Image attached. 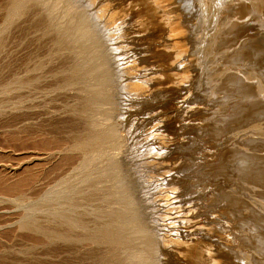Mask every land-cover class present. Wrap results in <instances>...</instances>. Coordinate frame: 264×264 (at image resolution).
Returning a JSON list of instances; mask_svg holds the SVG:
<instances>
[{
	"label": "rangeland",
	"instance_id": "rangeland-1",
	"mask_svg": "<svg viewBox=\"0 0 264 264\" xmlns=\"http://www.w3.org/2000/svg\"><path fill=\"white\" fill-rule=\"evenodd\" d=\"M78 0H48V3L50 4V3H52V2H54V3H57V2H59V4L61 3V5H59V11H63V8H65V4L64 3H66V2H68V3H72L75 7H80V9H78V11L79 12H82V11H87V12H91V11H93V10H91L92 9V7L89 9L87 6H85L83 3H84V1L85 0H79L78 2H77ZM7 3H8V0H0V26H2V24H3V26L2 27H0V35H3L2 36V38L4 39V41L2 42V46H0V54H1V52H2V54H5V50H6V54L5 55H0V69H4V68H1L3 65V67H9V69H16V68H18L19 66H22V65H20V63L22 64V62H23V64H26L27 62H26V60L28 61V57H29V55L28 54H30V53H32V54H30L32 57H33V59L35 60V61H37V62H41L42 61V63H43V65L45 64H47V65H49L48 67H47V65L45 66L46 68H51V66H52V68L51 69H49V71H51L52 70V72H55V73H52L53 74V76L55 75H57L58 73H60V77H57V76H59V74L55 77L54 76V78H53V76H51L52 74H51V72H50V74L47 76V78H45V79H42V80H40V83H38V86H39V84H40V86H39V89H42V90H44L43 92L44 93H46V91L47 92H50V93H46V94H44L41 90H38L39 92H40V96L39 95H37V93H39L38 91H37V93H34V96L36 97V98H33L34 96H32V98L34 99V100H36V102L34 103V100H33V104L35 105L34 106V111L33 112H29L30 114L32 113V121H33V119H34V122L36 123V124H38L37 122H41V121H43V123L41 122V123H39L38 125L40 126V128L42 129V131H41V129H38L39 128V126L38 125H35L34 124V122H33V124H32V122H31V124L30 125H32V127H33V125L37 128V129H35L34 127V130H38L35 134H33L31 137H28V135L24 132V134H25V137H28V138H25L24 137V135H23V126L21 125V127H20V125L18 126V130L20 131V129L22 130V133H20L19 131L17 132L16 130H17V128H7V130L6 129H1L0 128V174H4V175H6L8 178H10L11 179V181L13 182V181H16V180H18V179H20L21 177L22 178H26L27 176L29 177V176H31V175H37L36 177H39L40 175L41 176H44L43 174L44 173H49V175H48V177L51 175V176H53V177H47L46 178V181L47 182H49L50 184H51V181H52V186H53V184H55V182H59V178L58 177H60L61 175H63L62 177H60V180H62L63 178L64 179H72L73 178V176L74 175H76L78 172V170H79V172L80 171H85V169H88V171L87 172H89L90 170H92V167H93V169H95L96 167H106V166H108V167H106V169H108V173H107V170L105 171L106 173H102L103 175H104V177H105V179L103 180L104 182H105V180H106V178H107V180L109 179V178H111V179H109L108 181H106L108 184H109V186H108V184L105 182V184H103L104 182H101V184H98V188L99 187H101L102 188V190L100 189V192H104L105 191V193H101L100 194V192H99V194H98V192H97V194L99 195V197L97 196V195H95V197L93 196V197H91V198H89V200L90 201H92V200H94V201H92V202H90V201H88V203H87V201L86 202H84L85 203V207L87 206L88 208L87 209H85V213H87V215H89L88 217H86L87 215L85 214V220H86V222H87V224L89 225V227L91 226H93L94 224L96 225V223H97V221H100L98 224H103V225H106V223L108 222V220L110 219V217H112L111 216V214L113 215V216H115V215H118V217H121L122 215L124 216V214H126V215H129V216H131V214H132V216H133V214H135L136 216H138V218L140 217V222H141V227H142V232L139 234V235H137L138 237H136L135 239V241H134V244H136V245H134L133 246V248H134V250H136V249H138V250H136V251H132L131 253V256H130V254H128L127 255V257L128 258H130L131 257V259L129 260V263L130 264H137L138 262H143V261H145V260H143V259H147L146 261H147V263H146V261H145V263L143 262V264H159L160 262H161V264H187V263H189L190 262V264H197V262H199L198 264H210V261H209V250L210 249H216L218 252H217V257L215 258V262L216 263H218V264H225V258L223 257V253L225 252V250H226V248H227V243L225 242V236L229 233V232H231L232 234H233V236L235 237V238H233L234 240H233V242H232V256H233V259L236 261H234L236 264H264V206H263V203H264V134H263V130H264V50L262 49V50H258V52L257 51H252L251 52V54L249 55V57H248V59H246L245 61H243V62H241V63H231V62H229V61H226V60H222L221 58H220V56H218V57H215V58H213V57H211V51L208 49V47H209V43H211V41H210V39H209V37L207 36V35H205V33L203 32V31H201V30H199V26L198 25H195V30L193 31V34H192V41H193V48H194V51H195V55L193 56V61H194V66H196L195 68H196V70H197V68L200 70H197V73H195L196 75H197V78H199V81H198V79L196 80V83H194L193 85L195 86V84H196V86L197 85H200L199 86V88H197L196 86L195 87H193V85L190 87V88H186V87H183V86H177V88H174V87H171V86H166V87H161V86H159V82H158V79H156V77H158V75L156 74V71H149V72H147V71H145V69L147 70V65H148V61H147V55H148V51L150 50V48H149V46H144V45H142V44H135L134 42L132 43V42H128V46H129V48L127 49L128 51H127V54L129 55H125V54H123V55H121L120 54V52L119 51H115V50H113L111 47H109L108 48V50L109 49H111V51L109 52L108 50H106V52H107V62H108V67H109V70H110V73H111V77H113L114 78V81H113V78H112V87H111V92H110V94H111V100H110V102L109 103H107V104H104L103 102H101L102 103V105L101 104H99L100 105V107H98V109L96 110L97 112L99 111V113H97L95 116L97 117V119L96 118H94V119H96L97 121H99L98 122V124H99V126H101V127H96V128H94V126H92L93 124L91 123V120H89V118L91 119V117H89L91 114H93V113H91V111H89L88 112V114L86 113V112H84V111H82V109L80 110V107L82 106V102H83V100H82V102L80 103L79 102V100L81 101V97H78L77 95V93L75 92V91H73V90H70L67 86H64V84L62 83L63 81L61 80L62 79V77H63V72H64V70H65V67L67 66L66 64H67V62L65 61L66 60V53L63 51V52H61V53H59V57H58V54H56V57H55V55H53V57H51L52 55L50 54V47L52 46V43H50L51 42V35H46L45 34V32H43V31H41L40 30V26H36L35 24L37 23V20H39L40 18H42V17H44L45 16V13L44 12H38L39 14L38 15H35L34 16V14L32 15V14H30V15H28L27 17L26 16H24V17H21L20 19H17L16 20V22H14V23H12V24H10V25H6L5 24V15H6V9H7ZM80 3H81V6H80ZM64 4V5H63ZM88 4V3H87ZM83 10H82V9ZM3 9V10H2ZM31 17V18H30ZM87 17V16H86ZM32 18H35V19H32ZM85 18V17H84ZM2 19V20H1ZM3 19H4V21H3ZM22 19V20H21ZM23 19H24V21H23ZM89 18H87V20H88ZM27 20V21H26ZM29 20V21H28ZM93 19H89L88 20V22H90V23H92V25H93V23L96 21V20H93ZM31 21L33 22V23H31ZM120 21V20H119ZM16 23V24H15ZM21 23V24H20ZM119 22L117 21V24H118ZM27 24V25H26ZM13 25V26H12ZM19 25V26H18ZM24 25V26H23ZM97 25V21L94 23V26H96ZM7 26L9 27V28H11V30L13 31V32H11V30H10V34H9V28H7ZM17 27V28H16ZM21 27V28H20ZM34 27H36V28H34ZM4 28V29H3ZM20 28V29H19ZM22 28H23V30H22ZM30 28V29H29ZM33 29H36V31L35 30H33ZM197 29H198V31H197ZM2 30V31H1ZM5 30L7 31V33H5ZM17 30V31H16ZM27 30V31H26ZM39 31H41V32H39ZM196 31H197V33H196ZM199 31H201L200 33L201 34H199L198 32ZM4 32V34H2V33ZM24 32V33H23ZM27 34H26V33ZM32 33H33V35H32ZM36 33V35L34 36V34ZM100 33H102V32H100ZM6 34V35H5ZM7 34L9 35V37H7ZM24 34V35H23ZM26 34V35H25ZM40 34V35H39ZM195 34H197V36L195 35ZM199 34V35H198ZM45 35V36H44ZM99 35V33L97 34V36ZM195 35V36H194ZM29 36V38H27ZM32 36V37H31ZM37 36H39L40 38L38 39L37 38ZM44 36V37H43ZM207 36V37H206ZM261 37H264V34H262V35H260ZM12 37H13V39H12ZM14 37H16V38H14ZM42 37H43V39H42ZM195 37H197V38H195ZM21 38V39H20ZM45 38V39H44ZM95 38H96V36H95ZM201 38V39H200ZM203 38H205V39H203ZM260 38V37H259ZM8 39V40H7ZM16 39H17V41H16ZM30 39H31V41H30ZM35 39V40H34ZM203 39V40H202ZM14 42H13V41ZM19 40V41H18ZM26 40H27V42H26ZM50 40V41H49ZM209 40V42H207ZM242 40V39H241ZM21 41V42H20ZM22 41H25V42H23V44H22ZM29 41V42H28ZM34 41V42H33ZM39 41V42H38ZM40 41H41V43H40ZM48 41V42H47ZM200 41V42H199ZM7 42V43H6ZM10 42H11V44H10ZM13 42V43H12ZM31 42V43H30ZM35 42H36V44H35ZM38 42V43H37ZM44 42V43H43ZM199 42V43H198ZM204 42V45L202 44ZM18 43H19V45H18ZM48 43H50V45L48 44ZM129 43H130V45H129ZM195 43V44H194ZM4 44V45H3ZM9 44V45H8ZM35 44V45H34ZM201 45V51H200V45ZM11 45V46H10ZM16 45V46H15ZM40 45V46H39ZM42 45H47V46H42ZM208 45V46H207ZM4 46V47H3ZM203 46V47H202ZM239 46V44L235 47V46H233L234 48H237ZM8 47V48H7ZM16 47V48H15ZM19 47V48H18ZM20 47H21V49H20ZM29 47V48H28ZM31 47H33V49H31ZM41 47V48H40ZM46 47V48H45ZM140 47V48H139ZM205 47H207V48H205ZM228 48L229 49V51L230 50H232V49H234V48ZM25 48V49H24ZM37 48H39V49H37ZM222 48V47H221ZM3 49V50H2ZM5 49V50H4ZM14 51H13V50ZM17 49H20V50H17ZM22 49H24V50H22ZM29 49V50H28ZM37 49V50H36ZM42 49V50H41ZM129 49H130V51H129ZM144 49V50H143ZM227 49V48H226ZM225 48H222V49H220L218 52L219 53H217L216 54V56L217 55H220V53L222 54V52H224L225 50H226ZM15 50H17V51H15ZM28 50V52H30V53H28V52H26ZM36 50V51H35ZM39 50H41L42 52H43V54H42V52H40ZM49 50V51H48ZM142 50V51H141ZM224 50V51H223ZM4 51V52H3ZM9 51H11V52H9ZM140 51V52H139ZM221 51V52H220ZM15 52V53H14ZM16 52H18L19 53V55L16 53ZM14 53V54H13ZM22 53V54H21ZM23 53H25V54H23ZM45 53V54H44ZM49 53V54H48ZM63 53H65V54H63ZM115 53L117 54V55H115ZM122 53V52H121ZM144 53V54H143ZM10 54V55H9ZM13 54V55H12ZM16 54V56H14ZM37 54V55H36ZM39 54V55H38ZM48 56H47V55ZM211 54V55H210ZM6 55H8V56H6ZM26 55V56H25ZM46 56V58L48 57L49 59L47 60V59H45V61H44V59H43V57H45ZM60 55H61V57L62 58H60ZM114 55V56H113ZM120 55V56H119ZM200 55V56H199ZM206 55V56H205ZM4 56H6L5 57V59L3 58ZM11 56V59L9 58ZM21 58H20V57ZM28 56V57H27ZM34 56H36V57H34ZM37 56H39V57H41V58H39V57H37ZM137 56V57H136ZM203 56V57H202ZM55 57V58H54ZM65 57V58H64ZM115 59H114V58ZM137 59H136V58ZM140 59H139V58ZM200 57V58H199ZM6 58H8V59H6ZM24 58V59H23ZM26 58V59H25ZM36 58H38V59H36ZM54 58V59H53ZM58 58H60L61 59V61H60V59L58 60ZM128 58V59H127ZM145 59V61H144V59ZM202 58V59H201ZM218 58H219V60H218ZM18 59H20V60H18ZM23 59V60H22ZM39 59H41V60H39ZM56 59H57V61H56ZM197 59V60H196ZM200 59V60H199ZM209 59H211V60H209ZM215 59V60H214ZM7 60V61H6ZM11 60H12V62H11ZM16 60V61H15ZM39 60V61H38ZM53 60V62L55 63H53V62H51ZM55 60V61H54ZM120 60V61H119ZM137 60V61H136ZM139 60V61H138ZM218 60V61H217ZM22 61V62H21ZM26 63H25V62ZM49 61V62H48ZM64 63H63V62ZM116 61V62H115ZM118 61V62H117ZM201 61V62H200ZM204 61V62H203ZM211 61V62H210ZM213 61H214V63H213ZM7 62H10V63H7ZM19 62V63H18ZM39 62V63H40ZM47 62V63H46ZM57 62V63H56ZM112 62V63H111ZM113 62H115V63H113ZM140 62V63H139ZM13 63V64H12ZM18 63V64H17ZM51 65H50V64ZM66 63V64H65ZM134 63L136 64L135 66H137L138 65V67H134V69H136V68H138V69H141L142 67V69L141 70H144V73H143V77H135V78H132V76L129 74V73H132V72H130V71H132L131 69L130 70H128V68H131V66L132 65H134ZM208 65H207V64ZM217 63V64H216ZM218 63H219V67H218ZM10 64V65H9ZM12 64V65H11ZM116 64V65H115ZM123 64L125 65V66H123ZM139 64H140V67H139ZM198 64V65H197ZM205 64V65H204ZM212 64V65H211ZM222 64V65H221ZM224 64V65H223ZM227 64V65H226ZM245 64V65H244ZM9 65V66H8ZM14 65V66H13ZM63 65L65 66V67H63ZM200 65H202V66H200ZM229 65V67H226V66H228ZM232 65H235V67H233ZM14 68H13V67ZM16 66H18V67H16ZM62 66V67H61ZM115 66H117L116 68H115ZM206 66V67H205ZM208 66H210V67H208ZM214 66V67H213ZM215 66L216 67H218V68H215ZM223 66H225L224 68H223ZM231 66V67H230ZM238 66H240L239 68H238ZM11 67V68H10ZM58 67H61V68H59L58 69ZM119 67V68H118ZM209 69H208V68ZM54 68V69H53ZM56 68V69H55ZM118 68V69H117ZM229 69L228 71L229 72H231V73H233L234 72V74H239L238 76H241V78H244V74H243V72H241V71H245V72H250V74H252V71H254L253 73L255 74H252L254 77H255V79L252 81V88L250 89V91L248 92V93H246L245 95L243 94H238V97H240L241 96V98H239L238 99V97L236 96V94H232V93H230V92H227L226 90H222L221 92L220 91H217V92H215L214 91V93L216 94V96H214L215 94L214 93H212L211 91H212V81H210V78L211 77H213V76H215V75H218L217 73H221V72H223V71H225V69ZM241 68V69H240ZM6 69V68H5ZM8 69V68H7ZM60 69H64L63 70V72H61L60 71ZM203 69L206 71V72H204L203 71ZM214 69L215 70H217L215 73L216 74H214L213 76H209L210 75V72H212V71H214ZM243 69V70H242ZM247 69V70H246ZM57 72H56V71ZM231 70V71H230ZM238 72H237V71ZM241 70V71H240ZM251 70V71H250ZM1 71V70H0ZM117 71V72H116ZM127 71V72H126ZM129 71V72H128ZM261 71V72H260ZM154 72V73H153ZM203 72H204V75H203ZM230 73V74H231ZM114 74H116V77L118 78H116L115 77V75ZM242 74V75H241ZM258 76H257V75ZM261 75V76H260ZM51 78H50V77ZM119 76V77H118ZM202 76H204L203 77V79L204 80H202ZM49 77V78H48ZM151 77H153V78H151ZM207 77H208V79H207ZM262 77H263V79H262ZM57 80H56V79ZM60 78V79H59ZM116 78V79H115ZM201 78V79H200ZM206 78V79H205ZM225 78V77H224ZM257 78V79H256ZM48 79V80H47ZM54 79L57 81H54ZM44 80V81H43ZM45 80H47L46 81V83H44L45 82ZM128 80H129V82H131V83H134L133 85H136L137 84V86H139L140 85V87L142 86V88L143 87H145L148 91H150L149 93H147V95H145V96H136V95H134L130 90H127V89H124L123 88V85L125 84V83H127L128 82ZM51 81V82H50ZM52 81H53V83H52ZM115 81H117V82H115ZM143 82V84H145V85H143L142 84V82ZM144 81H145V83H144ZM203 81H205V82H209V83H207V84H205V82H203ZM44 84V86L42 85V83ZM58 82H61V83H58ZM121 82V83H120ZM125 82V83H124ZM139 84H138V83ZM254 82V83H253ZM256 82V83H255ZM260 84H259V83ZM50 83H51V85H52V87H53V90H52V88H51V85H50ZM55 83V84H54ZM147 83V84H146ZM202 83V84H201ZM46 84V85H45ZM60 84V85H59ZM149 84V85H148ZM204 84V85H203ZM208 84H209V86H208ZM257 84H259L258 85V87H257ZM50 85V87H48ZM53 85H55V86H53ZM59 85V86H58ZM119 85V86H118ZM121 85V86H120ZM202 85V86H201ZM211 85V86H210ZM261 85V87H259ZM61 86V87H60ZM205 86H207V88L205 87ZM255 86V87H254ZM56 87V88H55ZM63 87H66V88H63ZM204 87V88H203ZM47 90H46V89ZM58 88V89H57ZM60 88V89H59ZM62 88V89H61ZM68 88V89H67ZM182 88V89H181ZM197 88V89H196ZM209 88H211V89H209ZM258 88V89H257ZM262 89V91L263 92H260L259 91V89ZM54 89H57V90H54ZM66 89H67V91H66ZM114 89V90H113ZM154 89V90H153ZM190 89V90H189ZM194 89V90H193ZM195 89L198 91H196L195 92ZM202 89V90H201ZM206 89H207V91H206ZM46 90V91H45ZM49 90H52V91H49ZM58 90H63V91H61V92H63V93H61V92H59ZM181 90V91H180ZM186 90V91H185ZM209 90H211V91H209ZM53 91H55V92H53ZM66 91V92H65ZM71 91V92H70ZM114 91V92H113ZM160 93H159V92ZM163 91V92H162ZM175 91V92H174ZM178 91V92H177ZM180 91V92H179ZM184 91V92H183ZM202 91H204V92H206L205 94L202 92ZM209 91V92H208ZM53 92V94H52V96H51V93ZM69 92V93H68ZM118 94H117V93ZM155 92H157V93H155ZM167 92H169L168 94H167ZM172 94H171V93ZM195 94H194V93ZM55 93V94H54ZM59 93H61V98H59L60 97V94ZM69 95H68V94ZM72 93V94H71ZM162 93V94H161ZM164 93H165V95H164ZM194 95H193V94ZM198 93L200 94L199 95V97H197L198 96ZM203 93V94H202ZM258 93H259V95H258ZM67 96H65V95ZM74 94H75V96H77V97H75L74 96ZM120 94V95H119ZM160 94V95H159ZM178 94V95H177ZM183 94H185V95H183ZM202 94V95H201ZM219 94V95H218ZM224 94V95H223ZM230 94V95H229ZM257 94V95H256ZM44 95V96H43ZM55 95H58V96H56V98L55 99H57V101L59 102H55V99H54V96ZM63 95H64V97L66 98V100H65V98H63ZM70 95H72V99H71V96ZM126 95V96H125ZM163 95V97H161ZM178 97H177V96ZM180 95H182V96H180ZM196 95V96H195ZM207 95H209V96H207ZM221 95V96H220ZM225 95H228V96H225ZM263 95V96H262ZM69 96V97H68ZM73 96H74V98H73ZM119 97V99H117L118 97ZM153 98H152V97ZM167 96V98H165ZM206 96V97H205ZM234 96H236V97H234ZM259 96V97H258ZM38 97H40L39 99H37ZM41 97H44V98H41ZM46 97H48V98H46ZM49 97H51V98H49ZM53 97V98H52ZM146 97V98H145ZM151 97V98H150ZM174 97V98H173ZM191 97V98H190ZM194 97H196L197 98V100H195L196 98H194ZM200 97H202V98H200ZM222 97V98H221ZM230 97V98H229ZM234 97V98H233ZM262 97H263V99H262ZM45 98H46V101L45 102H47V106L43 103V105H40V104H42V102L41 101H44L45 100ZM63 98V99H62ZM68 98H70V100L68 99ZM80 98V99H79ZM114 98V99H113ZM142 98H144V99H142ZM149 98V99H148ZM177 98V99H176ZM200 98V99H199ZM205 98V99H204ZM212 98V99H211ZM214 98H216V99H214ZM225 98H227V99H225ZM233 98V99H232ZM236 98V99H235ZM0 102L4 99L3 98V96L0 94ZM59 99V100H58ZM69 101H68V100ZM76 99L78 100V101H76ZM116 99V100H115ZM125 99V100H124ZM134 99V100H133ZM136 99V100H135ZM139 99V100H138ZM148 99V100H147ZM163 101H162V100ZM166 101H165V100ZM181 99V100H180ZM193 99V100H192ZM223 99H225L224 101H223ZM235 99V100H234ZM241 99V100H240ZM40 100V101H39ZM52 101L51 102V104H49L50 103V101ZM54 100V101H53ZM62 100V101H61ZM66 102H65V101ZM72 100V101H71ZM74 100V101H73ZM192 100V101H191ZM202 100V101H201ZM204 100V101H203ZM211 100H212V102H211ZM215 100V101H214ZM227 100V101H226ZM64 101V102H63ZM120 101V102H119ZM128 101V102H127ZM130 101V102H129ZM189 101H191V102H189ZM196 101H197V103H196ZM201 103H200V102ZM206 101V102H205ZM210 103H209V102ZM226 101V102H225ZM232 101V102H231ZM237 101H239V102H237ZM39 102H41V103H39ZM60 102H61V104H60ZM71 103V102H73V104L72 105H74V104H76L77 102L80 104H76L77 105V107L75 106V108L76 109H74V106H72V105H70V104H68V103ZM117 102V103H116ZM132 102V103H131ZM149 102L154 106H152L151 104V106L149 107V106H147L148 104H149ZM154 102H155V104H154ZM165 102V103H164ZM185 102V103H184ZM187 102V103H186ZM191 104V106H190V104ZM193 102V103H192ZM204 104H203V103ZM214 102L216 103V104H214ZM220 102V103H219ZM227 102H228V104H227ZM235 102V103H234ZM240 102H242V103H244V102H249V103H251V102H260V112L258 113V114H254V113H251V110H249V109H245L243 112H241V113H239V114H237L236 115V112H234V108L237 106V104L238 103H240ZM58 103V105L60 104V105H65L66 103V105H67V108H66V106H64L65 108H66V110H64L65 108H63V106H57L56 104ZM63 103V104H62ZM137 103V104H136ZM143 103V104H142ZM160 103V104H159ZM164 105H163V104ZM213 103V104H212ZM224 103V104H223ZM226 103V104H225ZM233 103V104H232ZM53 104V105H52ZM110 104V105H109ZM120 104V105H119ZM128 104V105H127ZM135 104V105H134ZM138 104H139V107H137L138 106ZM144 104H146V107L144 106ZM187 104V105H186ZM189 104V105H188ZM205 104H207L206 106H205ZM234 104H235V106H234ZM45 105V106H44ZM56 105V106H55ZM103 105L105 106V105H107L109 108H106V109H103V108H105V107H107V106H105V107H103ZM141 105V106H140ZM183 105V106H182ZM221 105V108L219 107ZM223 105V106H222ZM230 107H229V106ZM43 106V107H42ZM50 106H52V107H50ZM54 106H55V108H54ZM68 106H70L69 108H68ZM72 106V107H71ZM110 106H111V108H110ZM119 106V107H118ZM144 106V107H143ZM210 108H209V107ZM212 106V107H211ZM47 107V108H46ZM59 107V108H58ZM142 107V108H141ZM149 107V108H148ZM215 107V108H214ZM217 107H219V108H217ZM229 107V108H228ZM234 107V108H233ZM37 108V109H36ZM39 108V109H38ZM50 108V109H49ZM52 108V109H51ZM62 108H63V110H62ZM77 108H79V112L80 113H78V112H76V111H78V109ZM102 108V110H99V109H101ZM146 108V109H145ZM156 108V109H155ZM213 109L212 111L210 110V112H208L209 111V109ZM44 109V110H43ZM47 109H49V111H50V113H49V111L47 110ZM57 109V110H56ZM145 111H144V110ZM161 109V110H160ZM176 109V111H174ZM178 109V110H177ZM199 109V110H198ZM201 109V110H200ZM229 109V110H228ZM11 110V109H7V111L5 112L6 114L7 113H9V114H7V116L5 115V116H1V114H0V125H1V123H3L6 119H8V117H11L10 115L12 114L13 115V113H14V115H15V112L16 113H18L16 110H11L10 112L9 111ZM36 110V111H35ZM39 110H41V111H39ZM43 110V111H42ZM47 110V111H46ZM52 110H55V111H52ZM59 110V111H58ZM72 110H74V112L72 111ZM120 110H121V112H120ZM136 110V111H135ZM140 110V111H139ZM60 112V113H58V112ZM67 111H69V112H67ZM72 113H71V112ZM106 112V113H104V112ZM109 111V112H108ZM111 111V112H110ZM138 111V112H137ZM152 111V112H151ZM160 111V112H159ZM192 111V112H191ZM207 111V112H206ZM219 111V112H218ZM227 111H229V112H227ZM35 112V113H34ZM45 112H48L46 115L44 114ZM55 112V113H54ZM65 114H64V113ZM81 112H82V114H81ZM119 112V113H118ZM126 112V113H125ZM148 112H150V114L148 113ZM175 112H177V114L175 113ZM196 112V113H195ZM198 112H200L199 114H198ZM233 112V113H232ZM261 112H262V114H261ZM34 113V114H33ZM37 113V114H36ZM40 113H42V115L40 114ZM52 113H54V114H56V115H51ZM58 113V114H57ZM64 114V118H63V116H61V115H63ZM67 113V114H66ZM78 113V114H77ZM102 113H103V115H102ZM113 113V114H112ZM173 113V114H172ZM193 113V114H192ZM203 113V114H202ZM36 114V115H35ZM39 114V115H38ZM44 114V115H43ZM68 114H70V115H74V114H77V115H74V116H69ZM81 114V115H80ZM84 114V115H83ZM85 114L87 115V117H85ZM90 114V115H89ZM104 114H105V116H104ZM109 114H111V115H109ZM122 114V115H121ZM135 114V115H134ZM189 114V115H188ZM202 114V115H201ZM222 114V115H221ZM226 114V115H225ZM230 114V115H229ZM9 115V116H8ZM13 115V116H14ZM49 115H51V116H53L52 117V119H50L51 118V116H49ZM119 115V116H118ZM162 115V116H161ZM170 115H173V116H170ZM198 115V116H197ZM200 115V116H199ZM204 115V116H203ZM205 115H206V117H205ZM210 117H208V116ZM213 115H215V116H213ZM218 115H220V116H218ZM35 116H36V118H35ZM39 116V117H38ZM45 116V117H44ZM47 116V117H46ZM62 118H61V117ZM68 116V117H67ZM76 116H77V118H79V122L77 121V118H76ZM82 116H84V117H82ZM94 116V117H95ZM99 116V117H98ZM100 116H101V118H100ZM116 116V117H115ZM169 116V117H168ZM196 118H195V117ZM203 116V117H202ZM223 116V117H222ZM262 116V117H261ZM47 118L46 120L44 119V118ZM56 117H58V118H56ZM70 117V118H69ZM81 117H82V119H81ZM89 117V118H88ZM111 117V118H110ZM121 118V121H120V118ZM128 117V118H127ZM131 117V118H130ZM160 117V118H159ZM162 117V118H161ZM163 117H164V119H163ZM192 118V120H191V118ZM200 117H202V118H200ZM216 117V118H215ZM222 117V118H221ZM233 117V118H232ZM61 118V119H60ZM68 118V119H67ZM72 118V119H71ZM74 118V119H73ZM87 119V120H85V119ZM103 118V119H102ZM107 118H109L110 119V123H109V119H107ZM148 118H149V120H148ZM190 118V119H189ZM198 118V119H197ZM205 118V119H204ZM229 118V119H228ZM231 118V119H230ZM35 119L37 120V122L35 121ZM39 119H42V120H39ZM57 119H59V121H57ZM85 120V122H84V120ZM93 119V120H94ZM126 119H127V121H129V123L126 121ZM154 119V120H153ZM179 119H180V121H179ZM189 119V120H188ZM204 119V120H203ZM207 119V120H206ZM258 119V120H257ZM52 120V121H51ZM67 122H66V121ZM103 120H105V122L103 121ZM115 120V121H114ZM117 120H119L118 122H120V123H118L117 122ZM174 120V121H173ZM209 120V121H208ZM213 120V121H212ZM223 120V121H222ZM224 120H226V121H224ZM46 121V122H45ZM48 121V122H47ZM57 121V122H56ZM61 121V122H60ZM71 121H72V123H71ZM73 121H75V122H73ZM87 121L90 123H87ZM101 121V122H100ZM111 121H112V123H111ZM149 121V122H148ZM151 121V122H150ZM157 121V122H156ZM160 123H159V122ZM186 121V122H185ZM191 121V122H190ZM194 121H195V123H194ZM203 121V122H202ZM214 121H216V122H214ZM221 121V122H220ZM254 121V122H253ZM262 121V122H261ZM49 122H51V124H52V126H54V125H56V126H54L53 128L51 127V124L49 123ZM60 124H59V123ZM63 122H64V125H63ZM79 123V124H77V123ZM82 122V123H81ZM126 122V123H125ZM147 124H146V123ZM182 122V123H181ZM190 122V123H189ZM257 122H258V124H257ZM26 123H28V121L26 122ZM46 123V124H45ZM47 123H49L48 125H47ZM58 123V124H57ZM62 123V124H61ZM100 123H101V125H100ZM108 123H109V126H111L112 125V127L111 128H113V129H116V131H117V129H118V132H117V135L119 136V134H120V137H118L117 135H116V139H117V141H118V143H120V144H122V145H120V144H117L114 148H112L111 150H114V149H116L117 151H120V152H117L116 150L115 151H112L111 153H110V155H112V153L114 152V154L111 156L112 158H110V155H109V157H108V154H109V152H107L108 154H104L105 156H102V155H100V157H99V155H96V156H98L97 158H96V156L95 155H92L91 154V157H90V154L88 155V154H86V157H85V154L83 153V152H81V151H85V150H80V148H78L77 147V144H79V143H81V144H79L78 146L79 147H82L83 148V144L82 143H84V141H86L88 138V135H89V137H90V135H93L97 130H99V128H100V130H103V128L105 129L106 127H109L108 126ZM115 123H116V125H115ZM122 123H124V125L125 126H123V124ZM144 123V124H143ZM159 123V124H158ZM163 123V124H162ZM205 123H206V125H205ZM213 123V124H212ZM42 124H43V126H42ZM86 124V125H85ZM88 124V125H87ZM120 124V125H119ZM138 124V125H137ZM152 124V125H151ZM167 124V125H166ZM195 124V125H194ZM252 124H253V126L254 125H257V126H254V131H252V129H251V127H252ZM262 124V126H260V125ZM61 126V127H59V126ZM70 125V126H69ZM74 125V126H73ZM75 125H76V128H74L75 127ZM83 125V126H82ZM84 125L86 126V127H84ZM89 125H90V127H89ZM127 125V126H126ZM213 125H215V126H213ZM237 125V126H236ZM259 125V126H258ZM25 126H27V125H25ZM42 126V127H41ZM46 126H48V127H46ZM63 126V127H62ZM65 126V127H64ZM69 126V127H68ZM105 126V127H104ZM146 126V127H145ZM149 126V127H148ZM154 126V127H153ZM167 126V127H166ZM184 127V128H180V127ZM187 126V127H186ZM192 126H194L193 128L195 129V131L197 132H199L200 134L198 135V132L196 133V132H193L194 131V129L192 128ZM200 126L202 127V128H200ZM205 126H207V127H205ZM211 126V127H210ZM234 126V127H233ZM52 128L54 131H56V133L57 132H59L60 131V133H62L63 131V135L61 136V134L60 133H57V136H55L54 137V135L56 134V133H53L52 131V129H50V128ZM81 127H84V128H81ZM89 127V128H88ZM135 129H134V128ZM141 127V128H140ZM145 127V128H144ZM204 127V128H203ZM248 127H250V129L251 130H249L248 131ZM256 127V128H255ZM263 127V128H262ZM49 128V129H48ZM66 128V129H65ZM69 128H70V130L72 131V132H70V134H69ZM78 128H79V130H78ZM85 128H88V129H90V131L88 130V129H85ZM92 128H94L93 130H92ZM128 128V129H127ZM140 128V129H139ZM185 128H189V129H191L189 132L191 133V135H189L190 133L188 132V130L186 129V131H184V129ZM245 128H248V129H246L245 130ZM44 129H47V130H44ZM56 129H59V130H56ZM63 129V131H61ZM75 129V130H74ZM122 129V130H121ZM159 129V130H158ZM175 129V130H174ZM177 129V130H176ZM182 129V130H181ZM197 129V130H196ZM241 129V130H240ZM256 129H258V130H256ZM261 129V130H260ZM14 130L16 131V133H18L17 135H19V136H17V138H15L16 137V135H15V133H14ZM67 130H69V131H67ZM77 130V131H76ZM85 132H84V131ZM87 130V131H86ZM137 130V131H136ZM159 132H158V131ZM162 130V131H161ZM200 130V131H199ZM229 130V131H228ZM243 130H245V131H248V132H246L245 133V131H243ZM256 130V131H255ZM46 131V133L44 134V132ZM49 131H51V132H49ZM65 131H67V132H65ZM84 133H83V132ZM133 131V132H132ZM142 131V132H141ZM156 131V132H155ZM175 131V132H174ZM187 132V133H184V132ZM241 131H243V132H241ZM258 131V132H257ZM39 132H40V134H39ZM47 132H49V133H47ZM74 132H76V133H78V134H76V133H74ZM88 132V133H87ZM259 132H261V136L259 135L260 133ZM43 134V136H44V141L42 140L43 139V137L41 136V138H39L40 137V135H42ZM67 133V134H66ZM84 135L83 137L80 135ZM85 133H87V134H85ZM91 133V134H90ZM132 133V134H131ZM141 133V134H140ZM152 133V134H151ZM179 133V134H178ZM182 133H183V135H182ZM229 133V134H228ZM234 133V134H233ZM239 133V134H238ZM243 133V134H242ZM22 134V135H21ZM38 134V136H36ZM47 134V135H46ZM48 134H49V136H48ZM53 136H52V135ZM74 134H76L77 136H76V138H74L73 137V135ZM185 134H186V136H185ZM232 134V135H231ZM236 134V135H235ZM238 134V135H237ZM248 134L250 135L249 137H247L248 136ZM253 134V135H252ZM65 135H68V136H71V137H68V136H66V137H68L66 140H67V143H66V141H65V138L66 137H64ZM195 135H197L196 137H194ZM200 135H201V137H200ZM204 135V136H203ZM225 137H224V136ZM228 135V136H227ZM244 135H246V136H244ZM258 136V138L256 137V136ZM52 136V137H51ZM58 136H60L59 138H58ZM81 136V137H80ZM123 136V137H122ZM133 136V137H132ZM139 138H138V137ZM231 136V137H230ZM238 138H237V137ZM242 136V137H241ZM252 136H253V138H252ZM21 137V139H23V140H19V138ZM34 137V139L33 140H31L32 138ZM38 137V138H37ZM45 137H47V138H45ZM54 137V138H53ZM57 137V138H56ZM61 137H62V139H61ZM75 139V143H74V139ZM79 137L81 138V139H79ZM128 137V138H127ZM131 138V140H130V138ZM177 137V138H176ZM179 137V138H178ZM199 137V138H198ZM208 137V138H207ZM229 137H230V139H229ZM236 137V139H234V138ZM240 137H241V139H240ZM247 137V138H246ZM14 138V139H13ZM25 138V139H24ZM70 138H71V142H70ZM175 138V139H174ZM187 138V139H186ZM192 138V139H191ZM17 139V140H16ZM26 139L27 140H31L30 142H32V141H34L35 139H37V141L35 140L34 142H32V143H34V146H33V150L31 149V150H29V151H27L26 150V152H25V150H23L22 148H20V150H22V151H19V149H18V145H19V147H22L21 145H22V143H24V142H26ZM48 141H50L51 143L53 142V141H55V142H53V145L50 143V142H48ZM50 139V140H49ZM54 139V140H53ZM56 139V140H55ZM57 139H60V140H57ZM63 139H64V141H63ZM78 139V140H77ZM82 139H84V141L82 140ZM126 139V140H125ZM129 141H128V140ZM135 141H134V140ZM161 139V140H160ZM188 139H189V141H188ZM191 139V140H190ZM197 139V140H196ZM210 140V141H207V140ZM223 139V140H222ZM232 139V140H231ZM254 141H253V140ZM258 139V140H257ZM261 139V140H260ZM19 140V141H18ZM41 140V141H40ZM53 140V141H52ZM82 140V141H81ZM121 140V141H120ZM181 140V141H180ZM194 140V141H193ZM201 142H200V141ZM234 140V141H233ZM260 140V141H259ZM15 141H18L17 143L15 142ZM20 141H23V142H20ZM40 141V142H39ZM80 141V142H79ZM216 141V142H215ZM222 141V142H221ZM224 141V142H223ZM236 141V142H235ZM20 142V143H19ZM29 141H27V143H30ZM45 142L47 143L48 142V144H45ZM60 142L61 143H63L64 142V144H60ZM70 142V143H69ZM129 142V143H128ZM135 142V143H134ZM149 142V143H148ZM151 142V143H150ZM161 142V143H160ZM182 142V143H181ZM193 142V143H192ZM195 142H197V144H195ZM218 142H220V143H218ZM231 143V144H228V143ZM245 142V143H244ZM35 143H36V145H35ZM41 143V144H40ZM60 144V145H58V144ZM65 143L67 144L66 146H65ZM77 143V144H76ZM129 145H127V144ZM179 143V144H178ZM181 143V144H180ZM185 143L187 144V145H185ZM192 145H190V144ZM202 143V144H201ZM204 143V144H203ZM222 143V144H221ZM16 144V145H15ZM44 144H45V147H43L44 146ZM51 144V145H50ZM57 144V145H56ZM73 144V145H72ZM75 144H76V147H74L75 146ZM149 144V145H148ZM152 144V145H151ZM165 146H164V145ZM172 144H174V146L172 145ZM188 144L190 145V148L188 149ZM205 144H208L207 146L205 145ZM209 144H210V146H209ZM211 144H212V146H211ZM216 144H218L219 145V147H218V145H216ZM221 144V145H220ZM235 144V145H234ZM253 144V145H252ZM43 145V146H42ZM47 145H48V147H47ZM49 145H50V148H49ZM61 145L63 146V148H61ZM82 145V146H81ZM118 145H120V146H118ZM144 145V146H143ZM196 145V146H195ZM198 145V146H197ZM203 145V146H202ZM228 145V146H227ZM17 147V149L16 148H14V147ZM36 146H40V149H39V147H36ZM58 146V147H57ZM68 146V147H67ZM70 146H72V147H70ZM123 146V147H122ZM186 146H188V147H186ZM204 146H205V148H204ZM227 146V147H226ZM237 146H238V148H237ZM43 147V149H41ZM46 147L48 148V149H46ZM116 147H118V148H116ZM122 147V148H121ZM129 147V148H128ZM163 147V148H162ZM180 147H182V148H180ZM192 147V148H191ZM196 147V149H194ZM199 147V150L197 149ZM203 147V148H202ZM232 147V148H231ZM52 148V149H51ZM67 150H66V149ZM69 148V149H68ZM71 148H72V150L74 151L75 150V152H73L72 150H71ZM75 148V149H74ZM81 148V149H82ZM127 148V149H126ZM185 148V149H184ZM200 148H202V149H200ZM246 150V154H248V155H259V156H261V157H263V158H261L260 160H255V159H252V158H249V157H243V158H240V157H232L233 155L232 154H227V150H229V149H233V150H235V151H239V152H242L244 149ZM247 148V149H246ZM252 148V149H251ZM260 148V149H259ZM34 149H35V151H34ZM49 149H51V150H49ZM55 149V150H54ZM60 149V150H59ZM63 151H62V150ZM131 149V150H130ZM141 149V150H140ZM165 149V150H164ZM174 149V150H173ZM177 149H178V151L180 150H183L182 152H180L179 151V154H177L178 152H176L177 151ZM187 149V150H186ZM191 149L193 150V151H191ZM208 149H209V151H208ZM219 149V150H218ZM222 149V150H221ZM18 150V151H17ZM36 150H39V151H36ZM41 150H42V152H41ZM54 150V151H53ZM57 150V151H56ZM69 150V151H68ZM71 150V151H70ZM77 150V151H76ZM80 150V151H79ZM110 150V151H111ZM126 150V151H125ZM168 150V151H167ZM171 150V151H170ZM176 150V151H175ZM186 150V151H185ZM188 150H190L189 152H188ZM202 150V151H201ZM205 151V153H204V151ZM217 152H215V151ZM44 151H46V153L44 152ZM53 151V152H52ZM60 151H61V153H60ZM65 151V152H64ZM170 151V152H169ZM173 151V152H172ZM248 151V152H247ZM250 151H252V152H250ZM19 152V153H18ZM22 152V153H21ZM28 152V153H27ZM34 152V153H33ZM38 152V153H37ZM56 152H58L59 154H56L55 155V153ZM130 154H129V153ZM191 152V153H190ZM208 152V153H207ZM41 154V156H40V154ZM44 153V154H43ZM48 153V155H45V154H47ZM51 153L53 154V155H55V156H52L51 155ZM75 153V154H74ZM77 153V154H76ZM83 153V154H82ZM117 153L118 154H120V155H117ZM172 153V154H171ZM175 155H174V154ZM183 153V154H182ZM186 153V154H185ZM199 153V154H198ZM202 153V154H201ZM206 153H207V155H206ZM242 153H245V151H243ZM251 153V154H250ZM255 153V154H254ZM17 154H18V156H17ZM23 156H22V155ZM26 154V155H25ZM33 154V155H32ZM63 154H65L64 156H63ZM70 154H72L71 156H69ZM81 154V156H79ZM125 154V155H124ZM132 154V155H131ZM168 156H167V155ZM171 154V155H170ZM181 154V155H180ZM185 154V157H181V156H183ZM190 156H189V155ZM191 154H193L194 155V159L195 160H197V161H195L194 159H192V155ZM197 154V155H196ZM214 154V155H213ZM28 155V156H27ZM30 155V156H29ZM37 155V156H36ZM57 155H62L61 157L62 158H68L69 157V159H64V160H62V158L60 157V156H57ZM116 155V157H114ZM131 155V156H130ZM178 155V156H177ZM202 155V156H201ZM213 155V156H212ZM215 155H216V157H215ZM225 155V156H224ZM25 156V157H24ZM27 156V157H26ZM33 156V157H32ZM45 156V157H44ZM47 156V157H46ZM51 158H50V157ZM76 156V157H75ZM85 157V158H83V157ZM94 156V157H93ZM117 156H118V158H119V160L120 161H118V158H117ZM129 156V157H128ZM167 156V157H166ZM173 156V157H172ZM187 156V157H186ZM199 156V157H198ZM18 157V158H17ZM22 157V158H21ZM28 157H31V158H28ZM38 157V158H37ZM42 157H43V159H42ZM57 157V158H56ZM80 157V158H79ZM89 157V158H88ZM93 157V159H91ZM104 157V158H103ZM128 157V158H127ZM168 157H169V159H168ZM178 157H179V159H178ZM191 157V158H190ZM213 157H215V158H213ZM225 157V158H224ZM21 158V159H20ZM25 158H27V159H25ZM35 158V159H34ZM40 158V159H39ZM45 158V159H44ZM48 158V159H47ZM54 158V159H53ZM55 158H56V160H55ZM58 158H61L60 160H61V163H63V164H60L59 163V165H58V162L57 161H59L60 162V160H58ZM76 158V161L74 160ZM79 158V159H78ZM83 158V161H81L80 162V160ZM91 161V163H90V161L88 160V159ZM98 158H99V160L100 161H95V159L96 160H98ZM100 158H103V159H105V160H102L101 161V159ZM109 158V159H108ZM115 158V159H114ZM171 158V159H170ZM176 158V159H175ZM181 158V159H180ZM182 158H183V160H182ZM185 158V159H184ZM189 158V159H188ZM201 158V159H200ZM206 158V159H205ZM212 158V160H210ZM244 158H246V159H244ZM19 161V162H17V160ZM22 159H25V161L23 160V162H24V164H22ZM30 159H32V160H30ZM52 160V163H51V160ZM71 159V160H70ZM112 159V160H111ZM146 159V160H145ZM166 161H165V160ZM167 159H168V161H167ZM188 159V160H187ZM190 159H192V160H190ZM203 159V161H201ZM208 159V160H207ZM235 159V160H234ZM40 160V161H39ZM44 160V161H43ZM46 160V161H45ZM49 160H50V162H49ZM55 160V161H54ZM74 162H73V161ZM79 160V161H78ZM93 160V161H92ZM106 160H109V161H111L110 163H109V161L107 162ZM114 160H116V161H114ZM140 160V161H139ZM176 162H175V161ZM194 160V161H193ZM205 160H207V161H205ZM210 160V161H209ZM244 160L246 161V162H244ZM248 160V161H247ZM28 161H29V163H30V161H31V163L29 164L28 163ZM41 161H43V162H45V164L47 165V167H46V165L43 163V162H41ZM54 161V162H53ZM69 161V163H67ZM72 161V162H71ZM88 161H89V163H88ZM106 161V162H105ZM128 161V162H127ZM131 161H133L132 163H131ZM155 161H156V163L157 164H155ZM171 161V162H170ZM188 161H190V162H188ZM191 161L193 162V163H191ZM41 162V163H40ZM47 162V163H46ZM75 162H77V163H75ZM79 162H80V164H79ZM99 162H101L102 164H100ZM113 162V163H112ZM120 162V163H119ZM130 162V163H129ZM135 162V163H134ZM150 162V163H149ZM159 162V163H158ZM199 162V163H198ZM200 162H201V164H200ZM207 164H206V163ZM212 164H211V163ZM234 162V163H233ZM238 162V164L239 165H237L236 163ZM242 162V163H241ZM259 162V163H258ZM17 163H19V164H17ZM37 163V164H36ZM51 163V164H50ZM54 163V164H53ZM70 164L69 166L68 165H66V164ZM84 163L85 164H89V166L90 165H92V164H94V163H96V164H94V165H92V167H90V170H89V167H87L86 165L84 166V170H83V165H84ZM104 163H107V164H110V165H107V164H104ZM116 164V166H114L115 164ZM162 163V164H161ZM177 163V164H176ZM187 165H185V164ZM188 163H189V165H191V167L193 168V169H195V170H193L191 167H188ZM197 163V165H195ZM203 163V164H202ZM244 163V164H243ZM255 163V164H254ZM260 163H262V164H260ZM38 164H40V165H42V167L46 170V168H47V171H45L41 166H39ZM75 164H76V167H75ZM87 164V165H88ZM127 164V165H126ZM199 164V165H198ZM204 164L206 165V166H204ZM223 164V165H222ZM236 164V165H235ZM241 164H243V166L241 165ZM257 164V165H256ZM28 165L30 166V167H28ZM33 165V166H32ZM35 165V166H34ZM36 165H38L37 167H36ZM49 165V166H48ZM52 165V170H51V168H50V166ZM58 165V166H57ZM60 165H62V166H60ZM63 165H65L64 167H63ZM78 165H80V166H78ZM82 165V166H81ZM97 165V166H96ZM100 165H102V166H100ZM104 165V166H103ZM115 167H113V166ZM124 165V166H123ZM129 165V166H128ZM26 166V167H25ZM73 168H72V167ZM109 166H111V167H109ZM186 167V169H185V167ZM194 166H195V168H194ZM196 166H197V168H196ZM201 166V167H200ZM202 166L205 168V170H206V168H207V171H204V168H202ZM236 166V167H235ZM49 167V168H48ZM59 167H63V169L64 170H60L59 169ZM68 168L67 169V171L66 172H64L65 170H66V168ZM71 167V168H70ZM80 167V168H79ZM120 169H119V168ZM150 167V168H149ZM178 169H177V168ZM183 167V168H182ZM188 167V168H187ZM232 167V169H230ZM24 168H25V170H24ZM29 168V170H27L28 172V174L26 173V169H28ZM31 168H34V170L32 169V171L34 172H32L30 169ZM35 168H38V169H35ZM79 168V169H78ZM112 170H111V169ZM131 168V169H130ZM134 170H133V169ZM183 170H182V169ZM190 168V169H189ZM203 169L202 171L201 170H199V169ZM210 168H212V169H210ZM238 168V169H237ZM244 168V169H243ZM54 169H57V171L56 172H53V171H55ZM62 169V168H61ZM75 170L74 171V173L72 172L73 170ZM105 169V168H104ZM111 171H110V170ZM115 169H116V173H117V177L115 176L116 175V173L115 172H113V171H115ZM122 169H123V171H122ZM182 171H181V170ZM197 169V170H196ZM209 169V170H208ZM236 169V170H235ZM241 169V170H240ZM247 169H249V170H247ZM262 169V170H261ZM22 170H24V172H25V174L23 173V171ZM50 170V171H49ZM119 170V171H118ZM126 170V171H125ZM127 170H129L128 172H127ZM133 172H132V171ZM18 171H20V172H18ZM22 171V172H21ZM29 171L31 172V173H29ZM36 171V172H35ZM41 171H43V172H41ZM59 171V174H57V172ZM61 171V172H60ZM69 171L72 173H69ZM121 171V172H120ZM155 171V172H154ZM184 171V172H183ZM186 171V172H185ZM193 171V172H192ZM200 171V172H199ZM235 171V172H234ZM237 171V172H236ZM240 171H242V172H240ZM257 171V172H256ZM259 171V172H258ZM39 173L40 174V172H41V174L39 175V174H36V173ZM53 172V173H52ZM75 172H77V173H75ZM111 172H113V173H111ZM119 172H120V174H119ZM159 172V173H158ZM188 172V173H187ZM191 174H190V173ZM195 172V175L193 174ZM199 174H198V173ZM205 172V173H204ZM17 175H16V174ZM21 173H22V176H21ZM62 173V174H61ZM66 173H68V174H66ZM111 173V174H110ZM163 173L165 174V175H163ZM178 173H179V175H178ZM185 173V174H184ZM203 173V174H202ZM210 173H211V175L213 176H211L210 175ZM214 173V174H213ZM246 173V174H245ZM255 173V174H254ZM14 174H15V176H14ZM27 174V175H26ZM31 174V175H30ZM61 174V175H60ZM168 174V175H167ZM188 174V175H187ZM192 174H193V176H192ZM198 174V175H197ZM205 174H206V176H205ZM211 176H209V175ZM25 175V176H24ZM54 175H55V177H54ZM68 175V176H67ZM69 175H71V178L69 177ZM73 175V176H72ZM105 175H110V176H105ZM135 175V176H134ZM140 175V176H139ZM144 175V176H143ZM162 175V176H161ZM177 175V176H176ZM187 175V176H186ZM191 177H190V176ZM201 175H202V177H201ZM24 176V177H23ZM113 177V179H117L118 178V180L116 181V179L113 181V179H112V177ZM121 176V177H120ZM126 176H127V178H126ZM134 178H133V177ZM165 176V177H164ZM179 176H181V177H179ZM189 176V177H188ZM208 176H209V178H208ZM218 176V177H217ZM45 177V176H44ZM44 177H41V178H44ZM57 177V179H55ZM109 177V178H108ZM122 177H124V178H122ZM138 177V178H137ZM173 177H175V178H173ZM177 177V178H176ZM182 177H184V178H182ZM195 177V178H194ZM199 177V178H198ZM14 178V179H13ZM15 178H16V180H15ZM30 178V177H29ZM121 179V181H119L120 179ZM126 178V179H125ZM202 178V179H201ZM260 178H262V179H260ZM122 179H123V181L125 182V184H123L122 185ZM128 179V180H127ZM159 179V180H158ZM173 179V180H172ZM190 181H192V182H190ZM195 179V180H194ZM198 179V180H197ZM209 179V180H208ZM214 179H215V181H214ZM221 179V180H220ZM51 180V181H50ZM57 180V181H56ZM178 180V181H177ZM185 180V181H184ZM203 180H205V181H203ZM211 180V181H210ZM216 180H218V181H216ZM53 181H55L54 183H53ZM112 181V184L111 183H109V182H111ZM126 181H128V182H126ZM129 181L131 182V183H129ZM176 181V182H175ZM180 181V182H179ZM184 181V182H183ZM189 181V182H188ZM195 181V182H194ZM201 181V182H200ZM212 181H214V182H212ZM260 181V182H259ZM43 182H45V179H43V181L41 182V185H40V189H38V191H42L43 189L42 188H47V187H49V186H51L50 184H48L47 182H45L44 184H43ZM114 182H116V183H114ZM120 182V183H119ZM123 182V183H124ZM138 183V185H137V183ZM169 182V183H168ZM178 182V183H177ZM182 182H183V184L185 183V185H184V189L181 187V185L183 186V184H182ZM187 182L190 184V183H192L193 185H191L190 184V186H189V184L188 185H186L187 184ZM200 182V183H199ZM212 182V183H211ZM216 182V183H215ZM117 183H119L118 185H117ZM140 183V184H139ZM172 183V184H171ZM195 183V184H194ZM199 183V184H198ZM210 183H211V185H210ZM215 183V184H214ZM218 183V185H216ZM231 183V184H230ZM247 183H249V184H247ZM116 184V185H115ZM130 186V188H128L129 186ZM144 184V185H143ZM181 184V185H180ZM198 184V185H197ZM201 184V185H200ZM208 184H209V186H208ZM231 186H229V185ZM46 185H48V186H46ZM104 185V186H103ZM110 185H112V186H110ZM125 185V186H124ZM127 185V186H126ZM133 185V186H132ZM135 185V186H134ZM216 185V186H215ZM233 185V186H232ZM119 186V187H118ZM122 186H123V188H122ZM149 186V187H148ZM186 186V187H185ZM202 186V187H201ZM208 186V187H207ZM212 186V187H211ZM221 186V187H220ZM223 186V187H222ZM225 186H227V187H225ZM229 186V187H228ZM236 186V187H235ZM42 187V188H41ZM104 187H113V191H112V189L110 188V189H108V190H110V191H107V190H105V188ZM114 187H115V189H114ZM125 187V188H124ZM142 187V188H141ZM147 187H148V189H147ZM214 187V188H213ZM238 187V188H237ZM258 187V188H257ZM263 187V188H262ZM104 188V189H103ZM128 188V190H125V189H127ZM132 188H134V189H132ZM175 190H174V189ZM181 188V189H180ZM192 188V189H191ZM197 189V191H196V189ZM206 188V189H205ZM225 188V189H224ZM227 188V189H226ZM229 188V189H228ZM233 188H235V189H233ZM255 188V189H254ZM116 189H120L119 191H118V196L115 194V193H117L116 191ZM142 189H145L144 191L142 190ZM168 189H171V190H168ZM185 190V192L183 191V190ZM189 189V191H187V190ZM193 191V190H195L197 193H195V191L194 192H192L191 190ZM221 189V190H220ZM241 189V190H240ZM259 189H261V190H259ZM168 190V191H167ZM200 190V191H199ZM206 190V191H205ZM208 190L211 192V193H209L208 192ZM216 190V191H215ZM235 191L234 192V194L235 195H240V197L241 196H243V197H241V200H242V203H240V202H237L236 203V205L234 206V205H230V203H229V201H228V193L230 192V191ZM243 190H245V191H243ZM37 191V192H38ZM112 191V192H111ZM124 192V193H119V192ZM135 191V192H134ZM189 192V193H187V192ZM229 191V192H228ZM237 191H238V193H237ZM246 191L248 192V193H250V194H248V193H246ZM88 193H89V191H87ZM107 192V193H106ZM113 192H114V194H113ZM166 192V193H165ZM169 192V193H168ZM204 193V194H201V193ZM213 192V193H212ZM242 192V193H241ZM111 193H112V195H111ZM157 193H159V194H157ZM180 193V194H179ZM190 193H192V194H195V195H192V194H190ZM218 193V194H217ZM220 193V194H219ZM239 193H241V194H239ZM254 193V194H253ZM110 195V196H107V195ZM121 194H123V195H121ZM128 195V196H125V195ZM142 194V195H141ZM183 194H184V197L182 198L181 196H183ZM186 194V195H185ZM206 194V195H205ZM211 194V195H210ZM215 194V195H214ZM244 194V195H243ZM252 194V195H251ZM15 196V193L13 194H11L10 196H12V197H10L9 195V197L6 195V196H4V197H0V198H2V200L3 201H5L4 203L6 204L7 202L9 203V204H11L9 201L10 200H12V199H14V196ZM101 195V196H100ZM119 195L121 196V197H119ZM130 195V196H129ZM159 195H162V196H165V197H160ZM170 195V196H169ZM189 195V196H188ZM190 195H191V197H190ZM198 195H200V196H198ZM202 195H204V196H202ZM217 195V196H216ZM222 195V196H221ZM226 195V196H225ZM246 195V196H245ZM254 195V196H253ZM107 196V197H106ZM124 196V197H123ZM136 196V197H135ZM158 196V197H157ZM196 196V197H195ZM211 196V197H210ZM217 198H216V197ZM221 196V197H220ZM224 196V197H223ZM251 196V197H250ZM253 196V197H252ZM7 197V198H6ZM103 197H105L106 199H103ZM114 197V199L115 200H117L116 202H115V200L114 199H112ZM119 199H118V198ZM123 197V198H122ZM147 197H149V198H147ZM178 197V198H177ZM198 197V198H197ZM206 197V198H205ZM219 197V198H218ZM250 197V198H249ZM12 198V199H11ZM36 198V197H35ZM97 198H99V199H97ZM101 198V199H100ZM127 198H128V200H127ZM143 198V199H142ZM177 198V199H176ZM193 198V199H192ZM199 198L202 200V201H204V202H202L201 200V202H196V200L195 199H197V200H199ZM204 198V199H203ZM208 198H209V200H208ZM253 198V199H252ZM5 199H8L9 201H7V200H5ZM97 201H96V200ZM108 199H109V201H110V204L109 205H111L112 203H114V204H112V206L110 207L109 205H108V203H109V201H108ZM129 199H131V202H129L130 200ZM134 199V200H133ZM135 199L138 201V203L135 201ZM147 199V200H146ZM160 199V200H159ZM190 199V200H189ZM192 199V200H191ZM212 201H211V200ZM245 199V200H244ZM250 199H252V200H250ZM105 201L106 200V202H104L103 203V201ZM122 200V201H124L123 203H122V201L120 202V201ZM149 200V201H148ZM194 200V201H193ZM219 200H220V202H219ZM99 201H102L101 203L99 202ZM108 201V202H107ZM111 201H114V202H111ZM135 202V203H133V202ZM159 201V202H158ZM168 201H171L170 203L168 202ZM222 201V202H221ZM224 201H225V203H224ZM246 201V202H245ZM260 201H261V204H260ZM90 202V203H89ZM98 202V203H97ZM120 202V203H119ZM184 202V203H183ZM195 202V203H194ZM211 202V203H210ZM213 202V203H212ZM96 205V206H101V208H104V209H101L99 206V208L98 207H96L94 204ZM103 203V204H102ZM105 203H107V205L105 204ZM121 203L123 204V205H121ZM135 206L136 205V207H132V204ZM156 203V204H155ZM178 203V204H177ZM204 203V204H203ZM215 203H216V205H215ZM221 203H222V205H221ZM5 204H3L1 207V209H0V264H57V262H58V264H61V262L60 261H63V258L65 259V260H67L66 258H68V259H71L70 261L72 262L71 264H76L77 263V261H78V263L77 264H82L81 262L83 261V263L84 264H96V262H99L100 264H107L105 261H107L108 259L106 258V257H111V254L114 252V251H112L113 249H111V251H110V249H107V248H105L104 246H102V247H99V248H97L96 246H93V245H89V244H85L84 245V247L85 246H87V247H85L84 249L82 248V254L81 253H78V256H77V252H76V250H74L75 252L73 253V250L71 251V249H69V251L67 252L66 251V245H67V243L66 242H63V241H55L54 243H52L50 240H48V239H45V237L42 235V237H41V234H39V233H35V232H33V231H30V230H23V229H20L19 228V226H18V224H17V220H18V218H20V216L21 215H23V208L22 207H19V206H21V204H11V205H13V206H11V205H9V209L7 208V205H5ZM88 204V205H87ZM92 205V206H90L89 207V205ZM102 204V205H101ZM117 204V205H116ZM120 204V205H119ZM127 204V205H126ZM131 204V205H130ZM153 204V205H152ZM168 204V205H167ZM183 204V205H182ZM192 204H194V205H192ZM196 204H197V206H196ZM201 204V205H200ZM209 204V205H208ZM213 204H214V206H213ZM223 204H226V205H223ZM260 204V205H259ZM16 205H17V207H16ZM119 205V206H118ZM129 205V206H128ZM141 205V206H140ZM146 205H149V208H148V206H146ZM159 205V206H158ZM257 205V206H256ZM261 205L263 206V208H260L261 207ZM10 206H11V208H10ZM95 206V207H94ZM104 206H107V208L106 207H104ZM118 207V208H120L121 210H119L118 208H116V207ZM122 206V207H121ZM126 206V207H125ZM156 206V207H155ZM158 206V207H157ZM170 206V207H169ZM196 206V207H195ZM205 206H206V208H205ZM217 206H219V207H217ZM238 206V207H237ZM91 207H94V208H97L96 210L94 209L93 210V208H91ZM113 207V208H112ZM115 207V208H114ZM129 207V208H128ZM131 207V208H130ZM141 207V208H140ZM147 207V208H146ZM166 207V208H165ZM168 207V208H167ZM174 209V211L172 210V208ZM176 207H178V209H176ZM184 207L186 208V209H184ZM189 207V208H188ZM192 207V208H191ZM204 207V208H203ZM208 207V208H207ZM212 207V208H211ZM217 207V208H216ZM4 208V209H3ZM106 208V209H105ZM112 208V209H111ZM125 210L126 208H127V210H125V212L124 211H122L123 209ZM198 208H200V209H198ZM202 208V209H201ZM219 208V209H218ZM224 208V209H223ZM89 209V210H88ZM91 209V210H90ZM110 210V212H111V214H110V212H108L109 210ZM129 209V210H128ZM133 209H134V211H133ZM142 209V210H141ZM161 209V210H160ZM164 209V210H163ZM204 209V210H203ZM206 209H210V210H206ZM215 209V210H214ZM227 209V210H226ZM229 209H231V212L230 211H228ZM99 210H100V212H99ZM105 210H107V212L105 211ZM121 211V213H118L119 211ZM139 210V211H138ZM147 210V211H146ZM187 210V211H186ZM198 210V211H197ZM218 210V211H217ZM225 210V211H224ZM238 210V211H237ZM263 210V211H262ZM88 211V212H87ZM89 211H91V212H89ZM95 211L97 212V213H95ZM102 211V212H101ZM115 212V214H113L114 212ZM128 211L130 212V213H128ZM137 211V212H136ZM154 213V215H153V213ZM161 211V212H160ZM200 211V212H199ZM207 211V212H206ZM217 211V212H216ZM227 211V212H226ZM237 211V212H236ZM258 211H259V214H258ZM98 212H99V214H98ZM104 212H106V213H104ZM131 212H133V213H131ZM143 212V213H142ZM144 212H145V214H144ZM176 212V213H175ZM199 213L200 215H196V213ZM226 212V213H225ZM235 212V213H234ZM88 213H90V214H88ZM106 215V216H108V217H105L104 216V214ZM108 213L110 214V215H108ZM197 213V214H198ZM212 215H211V214ZM216 213V214H215ZM93 214V215H92ZM95 214V215H94ZM102 214V215H101ZM141 214V215H140ZM152 214V215H151ZM168 214V215H167ZM202 214H204V215H202ZM206 214V215H205ZM227 214V215H226ZM230 214V215H229ZM91 215V216H90ZM96 215H98V216H96ZM167 215V216H166ZM171 217H170V216ZM209 215V216H208ZM224 215V216H223ZM243 215V216H242ZM95 218H94V217ZM105 217V218H102L101 219V217ZM122 216V217H123ZM154 216V217H153ZM195 216V217H194ZM205 218H204V217ZM215 216V217H214ZM229 216V217H228ZM231 216V217H230ZM258 216V217H257ZM22 217V216H21ZM100 217V218H99ZM117 217V218H118ZM147 217V218H146ZM155 217L156 218H158V219H155ZM173 217H175V218H173ZM190 217V218H189ZM193 217L196 219H193ZM198 217V218H197ZM209 217H211V219L209 218ZM221 217V218H220ZM224 217H226V219L224 218ZM93 218V219H92ZM146 218V219H145ZM164 218V219H163ZM204 218V219H203ZM214 218H216L215 220H214ZM232 219V222H231V224H230V220ZM243 218V219H242ZM245 218V219H244ZM251 218V219H250ZM89 219V220H88ZM97 219V220H96ZM100 219V220H99ZM108 219V220H107ZM171 219V220H170ZM184 219V220H183ZM186 219V220H185ZM189 219V220H188ZM223 219V220H222ZM235 219V220H234ZM41 220V219H40ZM88 220V221H87ZM107 220V221H106ZM145 220H146V222H145ZM148 220V221H147ZM159 220H161V221H159ZM168 221V222H165V221ZM170 220V221H169ZM211 222H210V221ZM214 220V221H213ZM235 222H234V221ZM103 221V222H102ZM144 221V222H143ZM150 221V222H149ZM186 221V222H185ZM207 221V222H206ZM222 221V223H220ZM227 221V222H226ZM96 222V223H95ZM200 222V223H199ZM202 222H205V223H202ZM216 222V223H215ZM217 222H219V223H217ZM235 224H234V223ZM242 222V223H241ZM144 223V224H143ZM146 223H148V224H146ZM169 223H171V224H169ZM198 223L200 224V225H198ZM212 223V224H211ZM263 223V224H262ZM97 224V225H98ZM130 224V223H129ZM153 224V225H152ZM207 224V225H206ZM210 224V225H209ZM214 224V225H213ZM217 224V225H216ZM237 224H239V225H237ZM99 225V226H100ZM117 225H120V224H118L117 223ZM131 225H133V224H131ZM135 225V224H134ZM157 225V226H156ZM191 225V226H190ZM196 225V226H195ZM209 225V226H208ZM220 225V226H219ZM224 225V226H223ZM147 228H146V227ZM149 226V227H148ZM166 226V227H165ZM173 226H175V228L173 227ZM193 226V227H192ZM226 226H227V228H226ZM221 227V228H220ZM256 227V228H255ZM146 228V229H145ZM158 228V229H157ZM178 228H179V230H178ZM215 228V229H214ZM217 228V229H216ZM218 228H219V230H218ZM224 228V229H223ZM261 228V229H260ZM149 229V230H148ZM157 229V230H156ZM170 229H172V230H170ZM221 229H223V230H221ZM226 229H228V230H226ZM148 230V231H147ZM151 230V231H150ZM177 230L180 232H177ZM210 230L212 231H214L215 233L214 234H210ZM220 230L222 231V232H220ZM233 230V231H232ZM241 230V231H240ZM153 231V232H152ZM155 231V232H154ZM185 231V232H184ZM197 231V232H196ZM149 232H151V233H149ZM224 232V233H223ZM226 232V233H225ZM239 232V233H238ZM33 233V234H32ZM147 233V234H146ZM154 233V234H153ZM157 233V234H156ZM169 233V234H168ZM177 233V234H176ZM222 233V234H221ZM236 233V234H235ZM34 234H35V236H34ZM146 234V235H145ZM160 234V235H159ZM165 234H166V236H165ZM189 234H191L190 236H189ZM40 235V236H39ZM141 235V236H140ZM151 235V236H150ZM194 235V236H193ZM205 237H204V236ZM238 235V236H240V235H242V236H240L241 237V243L238 241V239L236 238V236ZM39 236V237H38ZM150 236V237H149ZM158 236V237H157ZM198 236V237H197ZM201 238H200V237ZM207 236V237H206ZM142 238V239H140V238ZM152 238V240H153V245L154 246H152L151 248H150V250H148V251H145L146 249H147V247H146V249L144 248V246L143 245H145V240H144V238L145 239H147V238ZM170 237V238H169ZM180 239H179V238ZM206 238L205 240H204V238ZM140 240H139V239ZM155 238V239H154ZM187 238V239H186ZM199 238V239H198ZM164 239V240H163ZM167 239V240H166ZM197 239V240H196ZM142 240H144V241H142ZM155 240V241H154ZM210 240V241H209ZM219 240V241H218ZM224 240V241H223ZM138 241V242H137ZM163 241H165L164 243H163ZM191 241V242H190ZM201 241V242H200ZM205 241V242H204ZM212 241V242H211ZM239 243H238V242ZM49 242V243H48ZM59 242V243H58ZM137 242V243H136ZM141 242H143V244L141 243ZM157 242V243H156ZM160 242V243H159ZM200 242V243H199ZM204 242V243H203ZM217 244H216V243ZM201 243H203V244H201ZM236 243V244H235ZM263 245H262V244ZM52 244H54V245H52ZM197 244V245H196ZM205 244H206V246H205ZM223 244V245H222ZM137 245H139V247H137ZM142 245V246H141ZM156 245V246H155ZM194 245V246H193ZM216 245V246H215ZM222 245V246H221ZM224 245H225V247H224ZM235 245V246H234ZM238 247H237V246ZM50 246V247H49ZM52 246V247H51ZM90 246H91V248H90ZM92 246H93V248H94V250L92 249ZM193 246V248H195V246H197L196 247V249H195V252H197V253H199V254H195L196 256H194V259L192 258V259H189V257H187L186 256V253H187V251L189 250H187V248H190V247H192ZM56 247V248H55ZM96 247V248H95ZM141 247H143L144 249H141ZM165 247H168V248H165ZM218 247H220V248H218ZM234 247V248H233ZM50 248V249H49ZM87 248V249H86ZM107 249V250H105V249ZM152 248H155V249H160V250H155V249H153V250H151ZM222 248H223V250H222ZM239 248V249H238ZM56 249H58L57 250V253H56V251H54V250ZM101 249H103V251L105 250V252H103ZM221 249V250H220ZM225 249V250H224ZM53 250V251H52ZM62 252H61V251ZM102 251V252H100V251ZM141 250V251H140ZM200 250H201V252H203V253H201L200 252ZM241 250V251H240ZM64 251H65V253H64ZM72 253H71V252ZM96 251H99V252H97L96 253ZM162 251V252H161ZM260 253V256H259V253ZM55 252V255L53 254ZM59 252V253H58ZM87 252L88 253V255H87V253H86V255H85V253ZM107 252H108V254H107ZM110 252V253H109ZM139 253V254H136L135 255V253ZM141 252V253H140ZM143 252V253H142ZM152 254H151V253ZM255 252V253H254ZM257 252V253H256ZM69 253V254H68ZM76 253V255H73V254H75ZM93 253H94V255H93ZM144 253H145V255H144ZM155 253V254H154ZM172 253V254H171ZM183 253V254H182ZM235 253V254H234ZM244 253V254H243ZM246 253V254H245ZM263 253V254H262ZM65 254H67V255H69V256H67V255H65ZM98 254V255H97ZM100 254L103 256H101L100 257ZM106 254L108 255V256H106ZM143 256H142V255ZM156 254H158L157 256H156ZM180 254V255H179ZM201 254V255H200ZM205 254V255H204ZM243 254V255H242ZM249 254V255H248ZM256 254V255H255ZM54 256V257H52V258H50L51 256ZM58 255V256H57ZM67 256V257H65V256ZM70 255H72V256H74V258L73 257H71ZM81 255V256H80ZM84 255V256H83ZM113 255V254H112ZM150 255H152V257L150 256ZM153 255H154V257H153ZM162 255H163V257H162ZM198 255H199V258H197L198 257ZM252 256V258H251V256ZM254 255V256H253ZM262 255V256H261ZM57 256V257H56ZM62 256V257H61ZM76 256L78 257V258H76ZM82 256H83V258H82ZM97 256V257H96ZM105 256V257H104ZM132 256H135L134 258H133V260H132ZM139 256V257H138ZM200 256H203V257H200ZM240 258H238V257ZM242 256V257H241ZM250 256V257H249ZM59 257L60 258H62V259H59ZM81 257V258H80ZM126 257V259H128ZM140 259V260H138V258ZM147 257V258H146ZM151 257V258H150ZM166 257V258H165ZM186 259H185V258ZM235 257V258H234ZM260 257V258H259ZM263 257V258H262ZM74 260H73V259ZM91 258V259H90ZM104 258V259H103ZM106 258V259H105ZM125 258V257H124ZM156 258H157V260H156ZM246 259V260H244V259ZM52 259H53V262L54 263H52ZM75 259H77L76 261H75ZM80 259V260H79ZM90 259V260H89ZM150 259H151V261H150ZM163 259V260H162ZM178 259V260H177ZM184 259L186 260V261H184ZM188 259V260H187ZM198 259V260H197ZM204 259V260H203ZM237 259V260H236ZM249 259H251V260H249ZM55 260V261H54ZM59 260V261H58ZM65 260L63 261L64 263H65ZM92 260L93 261H95V262H92ZM183 260V261H182ZM195 260H197V261H195ZM200 260V261H199ZM204 261V262H206V263H204V262H202V261ZM206 260V261H205ZM263 260V261H262ZM81 261V262H80ZM89 261V262H88ZM90 261H91V263H90ZM130 261H132V262H134V263H132V262H130ZM136 261V262H135ZM138 261V262H137ZM152 261H154V262H152ZM174 261V262H173ZM195 261V262H194ZM247 261V262H246ZM256 261V262H255ZM60 262V263H59ZM62 262V263H63ZM86 262V263H85ZM148 262H150V263H148ZM159 262V263H158ZM165 262V263H164ZM193 262V263H192ZM250 262V263H249ZM68 263V260L66 261V264ZM98 263V264H99ZM138 264H141V263H138Z\"/></svg>",
	"mask_w": 264,
	"mask_h": 264
},
{
	"label": "bare ground",
	"instance_id": "bare-ground-1",
	"mask_svg": "<svg viewBox=\"0 0 264 264\" xmlns=\"http://www.w3.org/2000/svg\"><path fill=\"white\" fill-rule=\"evenodd\" d=\"M51 1V0H50ZM68 1V0H67ZM74 1V0H73ZM79 1V0H78ZM77 1V2H78ZM80 2V1H79ZM62 3V2H61ZM61 3L59 4V2H57V3H54V2H52V3H48V0H8V3H7V9H6V15H5V24L6 25H10V24H12V23H14V22H16V20L17 19H20L21 17H24V16H28V15H30V14H34V16L35 15H38L39 13L38 12H44L45 13V16L44 17H42V18H40L39 20H37V23L35 24L36 26H40V30L41 31H43V32H45V34L48 36V35H51V42L50 43H52V46L50 47L51 49V51H50V54L52 55L51 57H53V55H55V57H56V54H58V57H59V53H61V52H65L66 53V62H67V66L65 67L64 65H63V67H65V70L64 69H60V71L61 72H63V70H64V72H63V77H62V83L64 84V86H67L70 90H73V91H75L78 95V97H81L82 99H81V101L79 100V102L81 103L82 102V100H83V102H82V106L80 107V110L82 109V111H84V112H86L87 114H88V112L89 111H91V113H93V114H89L90 116L89 117H91V119L89 118V120H91V123L93 124L92 126H94V128H96V127H101L102 125H101V123H100V125L101 126H99V124H98V122L99 121H97L98 119H97V117L95 116L97 113H99V111L97 112L96 110L98 109V107H100V105L99 104H101L102 105V103L101 102H103L104 104H107V103H109L110 102V100H111V94H110V92H111V87H112V78L113 77H111V73H110V70H109V67H108V62H107V52H106V50H108V48L109 47H111L113 50H115V51H119L120 52V54L121 55H123V54H125V55H128L127 54V49L129 48V46H128V42H134L135 44L137 43V44H142V45H146V46H149V48H150V50L148 51L149 53H148V55H147V61H148V65H147V70L145 69V71H147V72H149V71H156V74L158 75V77H156V79H158V82H159V86H161V87H166V86H171V87H174V88H177V86H183V87H188V88H190L194 83H196V80L198 79V81H199V78H197V75L199 74H195V73H197V70H199L198 68H197V70H196V66H194V61L192 60L193 59V56L195 55V51H194V48L192 47L193 46V41H192V34H193V31L195 30V25H198L199 27V30H201V31H203L204 33H205V35H207L208 37H209V39H210V41H211V43H209V47H208V49L211 51V57H213V58H215V57H218V56H220V58L222 59V60H226V61H229V62H231V63H241V62H243V61H245L246 59H248V57H249V55L251 54V52L252 51H257L258 52V50H264V37H261L260 35H262V34H264V0H85L84 1V5L85 6H87L89 9L92 7V9L91 10H93V11H91V12H87V11H82V12H79L78 11V9H80V7H75L72 3H68V2H66V3H64L66 6H65V8H63V11L61 12V11H59V5H61ZM88 3V4H87ZM63 4V5H64ZM80 6H81V3H80ZM82 9V8H81ZM84 9V8H83ZM82 9V10H83ZM3 10V9H2ZM87 16V17H86ZM85 17V18H84ZM25 18V17H24ZM31 18V17H30ZM87 18H89V19H93V20H96L97 21V25L96 26H94V23L96 22H94L93 23V25H92V23H90V22H88V20H87ZM4 19H3V21H4ZM32 19H35V18H32ZM2 20V19H1ZM22 20V19H21ZM92 20V21H93ZM120 20V21H119ZM23 21H24V19H23ZM27 21V20H26ZM29 21V20H28ZM117 21L119 22L118 24H117ZM34 22V21H33ZM32 21H31V23H33ZM16 24V23H15ZM21 24V23H20ZM27 25V24H26ZM2 26H3V24H2ZM2 26H0V27H2ZM11 26V25H10ZM13 26V25H12ZM19 26V25H18ZM24 26V25H23ZM7 28H9L8 26H7ZM17 28V27H16ZM21 28V27H20ZM19 28V29H20ZM34 28H36V27H34ZM4 29V28H3ZM30 29V28H29ZM10 30H11V28H9V34H10ZM22 30H23V28H22ZM33 30H35L36 31V29H33ZM2 31V30H1ZM17 31V30H16ZM24 31V30H23ZM27 31V30H26ZM41 31H39V32H41ZM197 31H198V29H197ZM197 31H196V33H197ZM201 31H199L198 33L199 34H201L200 32ZM11 32H13L12 30H11ZM37 32V31H36ZM100 32H102V33H100ZM2 33V32H1ZM5 33H7V31L5 30ZM24 33V32H23ZM26 33V32H25ZM99 33V35L97 36V34ZM2 34H4V32L2 33ZM27 34V33H26ZM25 34V35H26ZM198 34V35H199ZM6 35V34H5ZM24 35V34H23ZM32 35H33V33H32ZM36 35V33L34 34V36ZM40 35V34H39ZM196 36H197V34H195ZM194 35V36H195ZM2 36L3 35H0V46H2V42L4 41V39L2 38ZM45 36V35H44ZM43 36V37H44ZM95 36H96V38H95ZM206 36V37H207ZM7 37H9V35L7 34ZM32 37V36H31ZM43 37H42V39H43ZM260 37V38H259ZM14 38H16V37H14ZM27 38H29V36L27 37ZM37 38L39 39L40 37L39 36H37ZM195 38H197V37H195ZM12 39H13V37H12ZM21 39V38H20ZM41 39V38H40ZM45 39V38H44ZM201 39V38H200ZM203 39H205V38H203ZM202 39V40H203ZM242 39V40H241ZM8 40V39H7ZM14 40V39H13ZM12 40V41H13ZM35 40V39H34ZM49 40V41H50ZM16 41H17V39H16ZM19 41V40H18ZM30 41H31V39H30ZM14 42V41H13ZM12 42V43H13ZM21 42V41H20ZM23 42H25V41H22V44H23ZM26 42H27V40H26ZM29 42V41H28ZM34 42V41H33ZM39 42V41H38ZM37 42V43H38ZM48 42V41H47ZM200 42V41H199ZM198 42V43H199ZM207 42H209V40L207 41ZM7 43V42H6ZM31 43V42H30ZM40 43H41V41H40ZM44 43V42H43ZM50 43H48L49 45H50ZM10 44H11V42H10ZM35 44H36V42H35ZM34 44V45H35ZM136 44V45H137ZM195 44V43H194ZM203 45H204V42L202 43ZM239 44V46L237 47V48H234L233 46H237ZM4 45V44H3ZM9 45V44H8ZM18 45H19V43H18ZM24 45V44H23ZM129 45H130V43H129ZM200 45V44H199ZM11 46V45H10ZM16 46V45H15ZM40 46V45H39ZM42 46H47V45H42ZM208 46V45H207ZM4 47V46H3ZM203 47V46H202ZM227 48L224 52H222V54L220 53V55H217L216 56V54L217 53H219L218 51L220 50V49H222V48ZM234 48V49H232V50H230L229 51V49L228 48ZM8 48V47H7ZM16 48V47H15ZM19 48V47H18ZM29 48V47H28ZM41 48V47H40ZM46 48V47H45ZM140 48V47H139ZM205 48H207V47H205ZM1 49V48H0ZM20 49H21V47H20ZM20 49H17V50H20ZM25 49V48H24ZM24 49H22V50H24ZM31 49H33V47H31ZM37 49H39V48H37ZM36 49V50H37ZM3 50V49H2ZM5 50V49H4ZM13 50V49H12ZM17 50H15V51H17ZM29 50V49H28ZM28 50L26 51V52H28ZM35 50V51H36ZM42 50V49H41ZM41 50H39L40 52H42ZM110 51H111V49H109ZM108 50V51H109ZM144 50V49H143ZM14 51V50H13ZM49 51V50H48ZM109 51V52H110ZM129 51H130V49H129ZM142 51V50H141ZM200 51H201V45H200ZM4 52V51H3ZM9 52H11V51H9ZM122 52V53H121ZM140 52V51H139ZM221 52V51H220ZM15 53V52H14ZM13 53V54H14ZM18 55H19V53L18 52H16ZM28 53H30V52H28ZM65 53H63V54H65ZM1 54H2V52H1ZM0 54V55H1ZM5 54H6V50H5ZM5 54H2V55H5ZM12 54V55H13ZM22 54V53H21ZM23 54H25V53H23ZM30 54H32V53H30ZM30 54H28L29 55V57H28V61L26 60V64H23V62H22V64L20 63V65H22V66H16V67H18V68H16V69H9V67H1V68H4V69H0L1 71H0V94L3 96V100L0 102V114H1V116L3 115V116H7V114H9V113H5L6 111H7V109H11L12 111L13 110H16L18 113H16L15 112V115H14V113H13V115L11 114L10 116L11 117H8V119H6L3 123H1V125H0V128L1 129H6L7 130V128H17V132L19 131L18 129V126L20 125V127H21V125L23 126V135H24V137H25V134H24V132L28 135V137H31L33 134H35L37 131L36 130H34V128L35 129H37L34 125H33V127H32V125H30L31 124V122H32V124H33V122H34V119H33V121H32V113L30 114L29 112H33L34 111V104H33V98H36L35 96H34V93H37V91L38 90H41L42 92L44 91V90H42V89H39V86H40V84H39V86H38V83H40V80H42V79H45V78H47V76L50 74V72H51V74L52 73H55V72H52V70L51 71H49V69H51L52 68V66H51V68H46L45 66L47 65H43V63H42V61L40 62L39 60H41V59H39L38 61L40 62H37V61H35L34 59H33V55L35 54H33L32 56L30 55ZM42 54H43V52H42ZM45 54V53H44ZM49 54V53H48ZM144 54V53H143ZM1 55V56H2ZM10 55V54H9ZM37 55V54H36ZM39 55V54H38ZM47 55V54H46ZM115 55H117L116 53H115ZM197 55V54H196ZM195 55V56H196ZM6 56H8V55H6ZM6 56H4L3 58L5 59V57ZM14 56H16V54L14 55ZM26 56V55H25ZM45 56V55H44ZM48 56V55H47ZM114 56V55H113ZM120 56V55H119ZM129 56V55H128ZM200 56V55H199ZM206 56V55H205ZM20 57V56H19ZM34 57H36V56H34ZM37 57H39V56H37ZM54 57V58H55ZM63 57V56H62ZM61 57V55H60V58H62ZM137 57V56H136ZM135 57V58H136ZM203 57V56H202ZM10 59H11V56L9 57ZM21 58V57H20ZM39 58H41V57H39ZM49 59L48 57L46 58V56L45 57H43V59ZM53 58V59H54ZM60 58H58V60L60 59ZM65 58V57H64ZM114 58V57H113ZM139 58V57H138ZM200 58V57H199ZM6 59H8V58H6ZM24 59V58H23ZM22 59V60H23ZM26 59V58H25ZM36 59H38V58H36ZM45 59H44V61H45ZM115 59V58H114ZM128 59V58H127ZM137 59V58H136ZM140 59V58H139ZM144 59V58H143ZM202 59V58H201ZM216 59V58H215ZM214 59V60H215ZM18 60H20V59H18ZM197 60V59H196ZM200 60V59H199ZM209 60H211V59H209ZM218 60H219V58H218ZM217 60V61H218ZM7 61V60H6ZM16 61V60H15ZM55 61V60H54ZM56 61H57V59H56ZM60 61H61V59H60ZM120 61V60H119ZM137 61V60H136ZM139 61V60H138ZM144 61H145V59H144ZM11 62H12V60H11ZM49 62V61H48ZM51 62H53V60L51 61ZM63 62V61H62ZM116 62V61H115ZM115 62H113V63H115ZM118 62V61H117ZM201 62V61H200ZM204 62V61H203ZM211 62V61H210ZM7 63H10V62H7ZM19 63V62H18ZM17 63V64H18ZM47 63V62H46ZM54 63V62H53ZM57 63V62H56ZM64 63V62H63ZM112 63V62H111ZM140 63V62H139ZM213 63H214V61H213ZM13 64V63H12ZM11 64V65H12ZM50 64V63H49ZM52 64V63H51ZM50 64V65H51ZM55 64V63H54ZM207 64V63H206ZM217 64V63H216ZM10 65V64H9ZM8 65V66H9ZM116 65V64H115ZM136 64L134 63V65H132L131 66V68H128V70H132V71H130V72H132V73H129L131 76H132V78H135V77H143L144 75H143V73H144V70H141V69H138V68H136V69H134V67H138V65L137 66H135ZM198 65V64H197ZM205 65V64H204ZM208 65V64H207ZM212 65V64H211ZM222 65V64H221ZM224 65V64H223ZM227 65V64H226ZM245 65V64H244ZM14 66V65H13ZM12 66V67H13ZM49 65H47V67H48ZM123 66H125L124 64H123ZM200 66H202V65H200ZM233 67H235V65H232ZM54 67V66H53ZM62 67V66H61ZM61 67H58V69L59 68H61ZM117 66H115V68H116ZM139 67H140V64H139ZM206 67V66H205ZM208 67H210V66H208ZM207 67V68H208ZM214 67V66H213ZM218 67H219V63H218ZM218 67H216L215 66V68H218ZM225 66H223V68H224ZM226 67H229V65L228 66H226ZM231 67V66H230ZM240 66H238V68H239ZM6 68V69H5ZM8 68V69H7ZM11 68V67H10ZM14 68V67H13ZM119 68V67H118ZM117 68V69H118ZM54 69V68H53ZM56 69V68H55ZM209 69V68H208ZM241 69V68H240ZM229 69H225V71H223V72H221V73H217L216 71L217 70H215L214 69V71H212V72H210V75L209 76H213L214 74H218V75H215V76H213V77H211L210 78V81H212V91L211 90H209V91H211L212 93H214V91L215 92H217V91H222V90H226L227 92H230V93H232V94H236V96L238 97V94H246V93H248L249 91H250V89L252 88V81L255 79V77L252 75V74H254L253 72L254 71H252V74H250V72L248 73V72H245V71H241V72H243V74H244V78H241V76H238L239 74H234V72L233 73H231V72H229L228 71ZM243 70V69H242ZM247 70V69H246ZM56 71V70H55ZM200 71V70H199ZM203 71L204 72H206L204 69H203ZM231 71V70H230ZM237 71V70H236ZM239 71V70H238ZM237 71V72H238ZM251 71V70H250ZM57 72V71H56ZM117 72V71H116ZM127 72V71H126ZM129 72V71H128ZM204 72H203V75H204ZM216 72V73H215ZM261 72V71H260ZM154 73V72H153ZM231 73V74H230ZM56 74V73H55ZM59 74V76H57ZM56 76L57 77H60V73H58ZM115 75V77H116V74H114ZM242 75V74H241ZM255 75V74H254ZM257 75V74H256ZM51 76H53V74L51 75ZM55 76V75H54ZM54 76H53V78H54ZM55 76V77H56ZM258 76V75H257ZM261 76V75H260ZM50 77V76H49ZM48 77V78H49ZM56 77V78H57ZM119 77V76H118ZM203 77L204 76H202V80H204L203 79ZM225 77V78H224ZM51 78V77H50ZM55 78V79H56ZM117 78V77H116ZM115 78V79H116ZM151 78H153V77H151ZM54 79V81H56ZM60 79V78H59ZM118 79V78H117ZM201 79V78H200ZM206 79V78H205ZM207 79H208V77H207ZM257 79V78H256ZM262 79H263V77H262ZM48 80V79H47ZM47 80H45V82L44 83H46V81ZM44 81V80H43ZM113 81H114V78H113ZM264 81V80H263ZM51 82V81H50ZM57 82V81H56ZM115 82H117V81H115ZM142 82V81H141ZM203 82H205V81H203ZM42 83V82H41ZM52 83H53V81H52ZM58 83H61V82H58ZM61 83V84H62ZM118 83V82H117ZM121 83V82H120ZM125 83V82H124ZM138 83V82H137ZM144 83H145V81H144ZM207 83H209V82H205V84H207ZM254 83V82H253ZM256 83V82H255ZM259 83V82H258ZM55 84V83H54ZM134 83H131V82H129V80H128V82L127 83H125L124 85H123V88L124 89H127V90H130L134 95H136V96H145V95H147V93H149L150 91H148L145 87H143L142 88V86L140 87V85L139 86H137V84L136 85H133ZM139 84V83H138ZM142 84H143V82H142ZM147 84V83H146ZM202 84V83H201ZM210 84V83H209ZM209 84H208V86H209ZM260 84V83H259ZM259 84H257V87H258V85ZM42 85L44 86V84L42 83ZM46 85V84H45ZM50 85H51V83H50ZM50 85L48 86V87H50ZM60 85V84H59ZM58 85V86H59ZM143 85H145V84H143ZM149 85V84H148ZM204 85V84H203ZM53 86H55V85H53ZM119 86V85H118ZM121 86V85H120ZM195 86H196V84H195ZM194 85H193V87H195ZM199 86L200 85H197L196 87L197 88H199ZM202 86V85H201ZM211 86V85H210ZM61 87V86H60ZM206 88H207V86H205ZM255 87V86H254ZM259 87H261V85L259 86ZM51 88H52V90H53V87H52V85H51ZM56 88V87H55ZM63 88H66V87H63ZM67 88V89H68ZM196 88V89H197ZM201 88V87H200ZM199 88V89H200ZM204 88V87H203ZM46 89V88H45ZM48 89V88H47ZM46 89V90H47ZM58 89V88H57ZM57 89H54V90H57ZM60 89V88H59ZM62 89V88H61ZM67 89H66V91H67ZM182 89V88H181ZM195 89V92L197 91ZM209 89H211V88H209ZM258 89V88H257ZM45 90V91H46ZM52 90H49V91H52ZM114 90V89H113ZM154 90V89H153ZM190 90V89H189ZM194 90V89H193ZM202 90V89H201ZM59 92H61V91H63V90H58ZM65 91V92H66ZM181 91V90H180ZM179 91V92H180ZM186 91V90H185ZM206 91H207V89H206ZM208 91V92H209ZM259 91L260 92H263L262 91V89L260 88L259 89ZM39 92V91H38ZM53 92H55V91H53ZM53 92L51 93V96H52V94H53ZM71 92V91H70ZM114 92V91H113ZM159 92V91H158ZM163 92V91H162ZM175 92V91H174ZM178 92V91H177ZM184 92V91H183ZM198 92V91H197ZM196 92V93H197ZM204 94L206 93V92H204V91H202ZM44 93V92H43ZM46 93L48 94V93H50V92H47L46 91ZM46 93H44V94H46ZM61 93H63V92H61ZM61 93H59L60 94V97L58 96V95H53L54 96V99L56 98V96H58L59 98H61ZM69 93V92H68ZM67 93V94H68ZM117 93V92H116ZM155 93H157V92H155ZM160 93V92H159ZM169 92H167V94H168ZM171 93V92H170ZM194 93V92H193ZM192 93V94H193ZM202 93V94H203ZM40 94V92L39 93H37V95H39ZM55 94V93H54ZM66 94V95H67ZM72 94V93H71ZM118 94V93H117ZM162 94V93H161ZM172 94V93H171ZM195 94V93H194ZM193 94V95H194ZM201 94V95H202ZM215 94V93H214ZM65 95V94H64ZM64 95H63V98H65L64 97ZM65 95V96H66ZM69 95V94H68ZM120 95V94H119ZM160 95V94H159ZM164 95H165V93H164ZM178 95V94H177ZM176 95V96H177ZM183 95H185V94H183ZM199 93H198V96L197 97H199ZM219 95V94H218ZM224 95V94H223ZM230 95V94H229ZM257 95V94H256ZM258 95H259V93H258ZM32 96H34L33 98H32ZM40 96V95H39ZM44 96V95H43ZM71 96V99H72V95H70ZM74 96H75V94H74ZM74 96H73V98H74ZM77 96H75V97H77ZM126 96V95H125ZM180 96H182V95H180ZM196 96V95H195ZM207 96H209V95H207ZM214 96H216V94L214 95ZM221 96V95H220ZM225 96H228V95H225ZM236 96H234V97H236ZM263 96V95H262ZM67 97V96H66ZM69 97V96H68ZM118 97V96H117ZM152 97V96H151ZM150 97V98H151ZM161 97H163V95L161 96ZM178 97V96H177ZM206 97V96H205ZM233 97V98H234ZM259 97V96H258ZM40 97H38L37 99H39ZM41 98H44V97H41ZM46 98H48V97H46ZM46 98H45V100L44 101H41L42 102V104H40V105H43V103L46 101ZM49 98H51V97H49ZM53 98V97H52ZM62 98V99H63ZM146 98V97H145ZM153 98V97H152ZM165 98H167V96L165 97ZM174 98V97H173ZM191 98V97H190ZM194 98H196V97H194ZM200 98H202V97H200ZM199 98V99H200ZM222 98V97H221ZM230 98V97H229ZM232 98V99H233ZM239 98H241V96L240 97H238V99ZM33 99V100H32ZM69 100H70V98H68ZM67 99V100H68ZM80 99V98H79ZM114 99V98H113ZM117 99H119V97L117 98ZM142 99H144V98H142ZM149 99V98H148ZM147 99V100H148ZM177 99V98H176ZM203 99V98H202ZM205 99V98H204ZM212 99V98H211ZM214 99H216V98H214ZM225 99H227V98H225ZM225 99H223V101L225 100ZM236 99V98H235ZM234 99V100H235ZM262 99H263V97H262ZM1 100V99H0ZM59 100V99H58ZM65 100H66V98H65ZM64 100V101H65ZM68 100V101H69ZM116 100V99H115ZM125 100V99H124ZM134 100V99H133ZM136 100V99H135ZM139 100V99H138ZM162 100V99H161ZM165 100V99H164ZM181 100V99H180ZM193 100V99H192ZM191 100V101H192ZM195 100H197V98L195 99ZM241 100V99H240ZM264 100V99H263ZM40 101V100H39ZM50 101V100H49ZM54 101V100H53ZM62 101V100H61ZM63 101V102H64ZM72 101V100H71ZM74 101V100H73ZM76 101H78L77 99H76ZM163 101V100H162ZM166 101V100H165ZM191 101H189V102H191ZM202 101V100H201ZM204 101V100H203ZM215 101V100H214ZM227 101V100H226ZM225 101V102H226ZM36 102V100H34V103ZM41 102H39V103H41ZM51 102L52 101H50V103L49 104H51ZM55 102H58L57 101V99H55ZM66 102V101H65ZM120 102V101H119ZM128 102V101H127ZM130 102V101H129ZM188 102V103H189ZM200 102V101H199ZM206 102V101H205ZM209 102V101H208ZM211 102H212V100H211ZM232 102V101H231ZM237 102H239V101H237ZM46 104H47V102H45ZM44 103V104H45ZM53 103V102H52ZM59 103V102H58ZM58 103L56 104L57 106H59L60 104H61V102H60V104L58 105ZM68 103V102H67ZM66 103V104H67ZM72 104H73V102H71ZM71 103H68V104H70V105H72ZM78 103V102H77ZM76 103V104H77ZM117 103V102H116ZM132 103V102H131ZM152 103V102H151ZM150 102H149V104L147 105V106H149L150 104H151ZM165 103V102H164ZM185 103V102H184ZM187 103V102H186ZM193 103V102H192ZM196 103H197V101H196ZM201 103V102H200ZM203 103V102H202ZM210 103V102H209ZM220 103V102H219ZM235 103V102H234ZM45 104V105H46ZM63 104V103H62ZM60 105V106H63V108H65L64 106H66V108H67V105ZM74 104L76 107H77V105L79 104ZM137 104V103H136ZM143 104V103H142ZM153 104V103H152ZM151 104V105H152ZM154 104H155V102H154ZM160 104V103H159ZM163 104V103H162ZM190 104V103H189ZM188 104V105H189ZM204 104V103H203ZM213 104V103H212ZM214 104H216L215 102H214ZM224 104V103H223ZM226 104V103H225ZM227 104H228V102H227ZM233 104V103H232ZM44 105V106H45ZM53 105V104H52ZM55 105V106H56ZM74 105H72V106H74ZM80 105V104H79ZM110 105V104H109ZM120 105V104H119ZM128 105V104H127ZM135 105V104H134ZM150 105V106H151ZM164 105V104H163ZM187 105V104H186ZM207 104H205V106H206ZM47 106V105H46ZM55 106H54V108H55ZM71 106V107H72ZM75 106H74V109H76L75 108ZM105 106H107V105H105ZM104 105H103V107H105ZM141 106V105H140ZM144 106L146 107V104H144ZM143 106V107H144ZM149 106V107H150ZM153 106V105H152ZM183 106V105H182ZM190 106H191V104H190ZM223 106V105H222ZM229 106V105H228ZM234 106H235V104H234ZM43 107V106H42ZM50 107H52V106H50ZM70 106H68V108H69ZM119 107V106H118ZM137 107H139V104H138V106ZM148 107V108H149ZM154 107V106H153ZM209 107V106H208ZM212 107V106H211ZM220 108H221V105L219 106ZM219 107H217V108H219ZM230 107V106H229ZM228 107V108H229ZM47 108V107H46ZM59 108V107H58ZM63 108H62V110H63ZM66 108L64 109V110H66ZM106 108H109L108 106L107 107H105V108H103V109H106ZM110 108H111V106H110ZM142 108V107H141ZM210 108V107H209ZM208 108V109H209ZM215 108V107H214ZM234 108V107H233ZM37 109V108H36ZM39 109V108H38ZM50 109V108H49ZM49 109H47L48 111H49ZM52 109V108H51ZM70 109V108H69ZM78 109V111H76V112H78V113H80L79 112V108H77ZM146 109V108H145ZM156 109V108H155ZM245 109H249V110H251V113H254V114H258L259 112H260V102H251V103H249V102H244V103H242V102H240V103H238L237 104V106L233 109L234 110V112H236V115L237 114H239V113H241V112H243ZM10 110V111H11ZM44 110V109H43ZM42 110V111H43ZM46 110V111H47ZM57 110V109H56ZM99 110H102V108L101 109H99ZM144 110V109H143ZM161 110V109H160ZM178 110V109H177ZM199 110V109H198ZM201 110V109H200ZM210 110L211 109H209V111L208 112H210ZM213 110V109H212ZM211 110V111H212ZM229 110V109H228ZM9 111V110H8ZM9 111V112H10ZM36 111V110H35ZM39 111H41V110H39ZM52 111H55V110H52ZM59 111V110H58ZM57 111V112H58ZM73 112H74V110H72ZM136 111V110H135ZM140 111V110H139ZM145 111V110H144ZM174 111H176V109L174 110ZM14 112V111H13ZM56 112V111H55ZM54 112V113H55ZM67 112H69V111H67ZM71 112V111H70ZM104 112V111H103ZM109 112V111H108ZM111 112V111H110ZM120 112H121V110H120ZM138 112V111H137ZM152 112V111H151ZM160 112V111H159ZM192 112V111H191ZM207 112V111H206ZM213 112V111H212ZM219 112V111H218ZM227 112H229V111H227ZM35 113V112H34ZM33 113V114H34ZM48 112H45L44 114L46 115ZM49 113H50V111H49ZM54 113H52L51 115H56V114H54ZM58 113H60V112H58ZM57 113V114H58ZM64 113V112H63ZM62 113V114H63ZM72 113V112H71ZM75 113V112H74ZM77 113V114H78ZM104 113H106V112H104ZM119 113V112H118ZM126 113V112H125ZM149 114H150V112H148ZM176 114H177V112H175ZM196 113V112H195ZM200 112H198V114H199ZM230 113V112H229ZM233 113V112H232ZM37 114V113H36ZM35 114V115H36ZM41 115H42V113H40ZM43 114V115H44ZM65 114V113H64ZM64 114L63 115H61V116H63V118H64ZM67 114V113H66ZM77 114H74V115H77ZM81 114H82V112H81ZM80 114V115H81ZM113 114V113H112ZM152 114V113H151ZM150 114V115H151ZM173 114V113H172ZM193 114V113H192ZM203 114V113H202ZM201 114V115H202ZM261 114H262V112H261ZM39 115V114H38ZM48 115V114H47ZM51 115H49V116H51ZM69 116H74V115H70V114H68ZM84 115V114H83ZM102 115H103V113H102ZM109 115H111V114H109ZM122 115V114H121ZM135 115V114H134ZM189 115V114H188ZM222 115V114H221ZM226 115V114H225ZM230 115V114H229ZM264 115V114H263ZM9 116V115H8ZM60 116V117H61ZM78 116V115H77ZM77 116H76V118H77ZM95 116V117H94ZM104 116H105V114H104ZM119 116V115H118ZM162 116V115H161ZM170 116H173V115H170ZM198 116V115H197ZM200 116V115H199ZM204 116V115H203ZM202 116V117H203ZM208 116V115H207ZM210 116V115H209ZM208 116V117H209ZM213 116H215V115H213ZM218 116H220V115H218ZM39 117V116H38ZM45 117V116H44ZM43 117V118H44ZM47 117V116H46ZM52 117L53 116H51V118L50 119H52ZM68 117V116H67ZM82 117H84V116H82ZM82 117H81V119H82ZM85 117H87V115L85 114ZM99 117V116H98ZM116 117V116H115ZM169 117V116H168ZM195 117V116H194ZM202 117H200V118H202ZM205 117H206V115H205ZM223 117V116H222ZM221 117V118H222ZM262 117V116H261ZM35 118H36V116H35ZM56 118H58V117H56ZM62 118V117H61ZM60 118V119H61ZM70 118V117H69ZM94 118H96V119H94ZM100 118H101V116H100ZM111 118V117H110ZM120 118V117H119ZM128 118V117H127ZM131 118V117H130ZM160 118V117H159ZM162 118V117H161ZM191 118V117H190ZM189 118V119H190ZM193 118V117H192ZM192 118H191V120H192ZM196 118V117H195ZM210 118V117H209ZM216 118V117H215ZM233 118V117H232ZM37 119V118H36ZM35 119V121L37 122V120ZM45 120L47 119V118H44ZM65 119V118H64ZM68 119V118H67ZM72 119V118H71ZM74 119V118H73ZM85 119V118H84ZM83 119V120H84ZM94 119V120H93ZM103 119V118H102ZM107 119H109V118H107ZM163 119H164V117H163ZM188 119V120H189ZM198 119V118H197ZM205 119V118H204ZM203 119V120H204ZM229 119V118H228ZM231 119V118H230ZM39 120H42V119H39ZM79 120V118H77V121ZM85 120H87V119H85ZM85 120H84V122H85ZM148 120H149V118H148ZM154 120V119H153ZM207 120V119H206ZM258 120V119H257ZM28 121V123H26ZM31 121V122H30ZM52 121V120H51ZM57 121H59V119H57ZM56 121V122H57ZM66 121V120H65ZM104 122H105V120H103ZM115 121V120H114ZM119 120H117V122H118ZM120 121H121V118H120ZM126 121H127V119H126ZM174 121V120H173ZM179 121H180V119H179ZM193 121V120H192ZM209 121V120H208ZM213 121V120H212ZM223 121V120H222ZM224 121H226V120H224ZM42 123H43V121H41ZM40 121L39 122H37L38 124L39 123H41ZM46 122V121H45ZM48 122V121H47ZM61 122V121H60ZM67 122V121H66ZM73 122H75V121H73ZM79 122V121H78ZM90 122V121H89ZM88 121H87V123H89ZM101 122V121H100ZM128 123H129V121H127ZM149 122V121H148ZM151 122V121H150ZM157 122V121H156ZM159 122V121H158ZM186 122V121H185ZM191 122V121H190ZM189 122V123H190ZM203 122V121H202ZM214 122H216V121H214ZM221 122V121H220ZM254 122V121H253ZM262 122V121H261ZM50 124H51V122H49ZM49 123H47V125L49 124ZM59 123V122H58ZM57 123V124H58ZM71 123H72V121H71ZM77 123V122H76ZM82 123V122H81ZM86 123V122H85ZM106 123V122H105ZM109 123H110V119H109ZM109 123H108V126H109ZM111 123H112V121H111ZM118 123H120V122H118ZM126 123V122H125ZM146 123V122H145ZM160 123V122H159ZM158 123V124H159ZM182 123V122H181ZM194 123H195V121H194ZM264 123V122H263ZM34 124L35 125H38V124H36L35 122H34ZM46 124V123H45ZM60 124V123H59ZM62 124V123H61ZM77 124H79V123H77ZM90 124V123H89ZM121 124V123H120ZM119 124V125H120ZM123 124V126H125L124 125V123H122ZM144 124V123H143ZM147 124V123H146ZM163 124V123H162ZM213 124V123H212ZM257 124H258V122H257ZM25 125H27V126H25ZM63 125H64V122H63ZM80 125V124H79ZM86 125V124H85ZM84 125V127H86ZM88 125V124H87ZM115 125H116V123H115ZM138 125V124H137ZM152 125V124H151ZM167 125V124H166ZM195 125V124H194ZM205 125H206V123H205ZM260 125V124H259ZM258 125V126H259ZM39 126V125H38ZM42 126H43V124H42ZM41 126V127H42ZM49 126V125H48ZM48 126H46V127H48ZM54 126H56V125H54ZM54 126H52V124H51V127L53 128ZM59 126V125H58ZM70 126V125H69ZM68 126V127H69ZM74 126V125H73ZM83 126V125H82ZM127 126V125H126ZM213 126H215V125H213ZM237 126V125H236ZM254 126H257V125H254ZM254 126H253V124H252V127H251V129H252V131H254ZM260 126H262V124L260 125ZM44 127V126H43ZM59 127H61V126H59ZM63 127V126H62ZM65 127V126H64ZM84 127H81V128H84ZM89 127H90V125H89ZM88 127V128H89ZM105 127V126H104ZM112 127V125L111 126H109V127H106L105 129L103 128V130H100V128H99V130H97L93 135H90V137H89V135H88V139L86 140V141H84V139H82L83 141H84V143H82L83 144V148L82 147H79L78 145L79 144H81V143H79V144H77V147L78 148H80V150H85V151H81V152H83L84 154H85V157H86V154H90V157H91V154L92 155H99V157H100V155H102V156H105L106 154H108L107 152H109V154H108V157H109V155H110V153L112 152V151H115L116 149H114V150H111L112 148H114L117 144H120V143H118V141H117V139H116V135H117V132H118V129H117V131H116V129H113V128H111ZM146 127V126H145ZM144 127V128H145ZM149 127V126H148ZM154 127V126H153ZM167 127V126H166ZM187 127V126H186ZM194 126H192V128H193ZM205 127H207V126H205ZM211 127V126H210ZM234 127V126H233ZM264 127V126H263ZM262 127V128H263ZM50 128V127H49ZM48 128V129H49ZM52 128H50V129H52ZM55 128V127H54ZM74 128H76V125H75V127ZM88 128H85V129H88ZM94 128H92V130L94 129ZM102 128V127H101ZM134 128V127H133ZM141 128V127H140ZM139 128V129H140ZM180 128H184L183 126L182 127H180ZM200 128H202L201 126H200ZM204 128V127H203ZM249 128V129H248ZM248 128H245V130L246 129H248V131L249 130H251L250 129V127H248ZM256 128V127H255ZM38 129H41L40 128V126H39V128ZM66 129V128H65ZM128 129V128H127ZM135 129V128H134ZM186 129L187 128H185L184 129V131H186ZM189 129V128H188ZM187 129V130H188ZM194 129V128H193ZM44 130H47V129H44ZM53 130V129H52ZM56 130H59V129H56ZM69 130H70V128H69ZM69 130H67V131H69ZM75 130V129H74ZM78 130H79V128H78ZM89 131H90V129H88ZM122 130V129H121ZM159 130V129H158ZM157 130V131H158ZM175 130V129H174ZM177 130V129H176ZM182 130V129H181ZM191 129H189L188 130V132L190 131ZM197 130V129H196ZM241 130V129H240ZM245 130H243V131H245ZM256 130H258V129H256ZM255 130V131H256ZM261 130V129H260ZM16 131L14 130V133H15V135H16V137L15 138H17V136H19V135H17L18 133H16ZM41 131H42V129H41ZM61 131H63V129L61 130ZM67 131H65V132H67ZM77 131V130H76ZM80 131V130H79ZM84 131V130H83ZM82 131V132H83ZM87 131V130H86ZM137 131V130H136ZM162 131V130H161ZM183 131V132H184ZM192 131V130H191ZM200 131V130H199ZM229 131V130H228ZM243 131H241V132H243ZM248 131H245V133L246 132H248ZM259 131V130H258ZM257 131V132H258ZM264 131V130H263ZM20 133H22V130L20 129V131H19ZM49 132H51V131H49ZM49 132H47V133H49ZM53 133H56V131H52ZM64 132V131H63ZM62 132V133H63ZM70 132H72L71 130L69 131V134H70ZM85 132V131H84ZM83 132V133H84ZM133 132V131H132ZM142 132V131H141ZM156 132V131H155ZM159 132V131H158ZM175 132V131H174ZM193 132H196L195 131V129H194V131ZM198 132V131H197ZM196 132V133H197ZM46 133V131L44 132V134ZM57 133H60V131L59 132H57ZM57 133L54 135V137L55 136H57ZM62 133H60L61 134V136L63 135ZM74 133H76V132H74ZM88 133V132H87ZM87 133H85V134H87ZM119 133V132H118ZM184 133H187V132H184ZM190 133V132H189ZM260 134V136H261V132H259ZM39 134H40V132H39ZM42 134V133H41ZM67 134V133H66ZM72 134V133H71ZM70 134V135H71ZM76 134H78V133H76ZM76 134H74L73 135V137L74 138H76ZM80 134V133H79ZM91 134V133H90ZM132 134V133H131ZM141 134V133H140ZM152 134V133H151ZM179 134V133H178ZM200 133L198 132V135H199ZM229 134V133H228ZM234 134V133H233ZM239 134V133H238ZM237 134V135H238ZM243 134V133H242ZM263 134H264V132H263ZM22 135V134H21ZM47 135V134H46ZM52 135V134H51ZM81 135V134H80ZM182 135H183V133H182ZM189 135H191V133L189 134ZM232 135V134H231ZM236 135V134H235ZM253 135V134H252ZM34 136V135H33ZM36 136H38V134L36 135ZM41 136L43 137V139L41 138ZM48 136H49V134H48ZM53 136V135H52ZM51 136V137H52ZM66 136H68V135H65L64 137H66ZM82 137L84 136V135H81ZM80 136V137H81ZM118 136V135H117ZM185 136H186V134H185ZM192 136V135H191ZM197 135H195L194 137H196ZM204 136V135H203ZM224 136V135H223ZM228 136V135H227ZM244 136H246V135H244ZM250 135L248 134V136L247 137H249ZM256 136V135H255ZM28 137H25V138H28ZM35 137V136H34ZM34 137L31 139V140H33L34 139ZM39 137V136H38ZM37 137V138H38ZM50 137V136H49ZM53 137V138H54ZM60 136H58V138H59ZM68 137H71V136H68ZM68 137H66L65 138V141H66V143H67V138ZM72 137V138H73ZM78 137V136H77ZM79 137V139H81ZM85 137V136H84ZM118 137H120V134H119V136ZM123 137V136H122ZM133 137V136H132ZM138 137V136H137ZM200 137H201V135H200ZM225 137V136H224ZM231 137V136H230ZM230 137H229V139H230ZM237 137V136H236ZM236 137L234 138V139H236ZM242 137V136H241ZM241 137H240V139H241ZM246 137V138H247ZM257 138H258V136H256ZM262 137V136H261ZM264 137V136H263ZM24 138V139H25ZM36 138V137H35ZM39 138H41L43 141H44V136H43V134L42 135H40V137ZM45 138H47V137H45ZM57 138V137H56ZM73 138V139H74ZM121 138V137H120ZM128 138V137H127ZM130 138V137H129ZM139 138V137H138ZM177 138V137H176ZM179 138V137H178ZM199 138V137H198ZM202 138V137H201ZM208 138V137H207ZM238 138V137H237ZM252 138H253V136H252ZM14 139V138H13ZM61 139H62V137H61ZM175 139V138H174ZM187 139V138H186ZM192 139V138H191ZM190 139V140H191ZM264 139V138H263ZM17 140V139H16ZM19 140H23V139H21V137L19 138ZM18 140V141H19ZM31 140H27L26 139V142H24V143H22V147H19V145L21 144L20 142H23V141H20L19 143V145H18V149H19V151H22V150H20V148H22L23 150H25V152H26V150L27 151H29V150H31L32 148H33V146H34V143H32V142H34L35 140L37 141V139H35L34 141H32V142H30ZM47 140V139H46ZM50 140V139H49ZM54 140V139H53ZM52 140V141H53ZM56 140V139H55ZM57 140H60V139H57ZM78 140V139H77ZM81 140V141H82ZM126 140V139H125ZM128 140V139H127ZM130 140H131V138H130ZM134 140V139H133ZM161 140V139H160ZM197 140V139H196ZM207 140V139H206ZM223 140V139H222ZM232 140V139H231ZM253 140V139H252ZM258 140V139H257ZM261 140V139H260ZM259 140V141H260ZM18 141H15L16 143L18 142ZM27 141H29L30 143H27ZM41 141V140H40ZM39 141V142H40ZM48 141V140H47ZM63 141H64V139H63ZM74 141V143L76 142L75 141V139L73 140ZM72 141V142H73ZM121 141V140H120ZM129 141V140H128ZM135 141V140H134ZM181 141V140H180ZM188 141H189V139H188ZM194 141V140H193ZM200 141V140H199ZM207 141H210V140H207ZM234 141V140H233ZM254 141V140H253ZM48 142H50V141H48ZM48 142L46 143L45 142V144H48ZM53 142H55V141H53ZM53 142L51 143L52 145H53ZM70 142H71V138H70ZM69 142V143H70ZM71 142V143H72ZM80 142V141H79ZM190 142V141H189ZM201 142V141H200ZM216 142V141H215ZM222 142V141H221ZM224 142V141H223ZM236 142V141H235ZM65 143V146L67 145ZM129 143V142H128ZM135 143V142H134ZM149 143V142H148ZM151 143V142H150ZM161 143V142H160ZM182 143V142H181ZM180 143V144H181ZM193 143V142H192ZM218 143H220V142H218ZM245 143V142H244ZM41 144V143H40ZM45 144H44V146L43 147H45ZM50 144V145H51ZM58 144V143H57ZM56 144V145H57ZM60 144H64V142L63 143H61L60 142ZM60 144H58V145H60ZM76 144H75V146L74 147H76ZM127 144V143H126ZM179 144V143H178ZM190 144V143H189ZM188 144V146H186V147H188V149L190 148V145ZM195 144H197V142H195ZM202 144V143H201ZM204 144V143H203ZM222 144V143H221ZM220 144V145H221ZM228 144H231L230 142L228 143ZM16 145V144H15ZM35 145H36V143H35ZM50 145H49V148H50ZM73 145V144H72ZM120 145H122V144H120ZM120 145H118V146H120ZM128 145V144H127ZM149 145V144H148ZM152 145V144H151ZM164 145V144H163ZM173 146H174V144H172ZM185 145H187L186 143H185ZM206 146L208 145V144H205ZM216 145H218V144H216ZM235 145V144H234ZM253 145V144H252ZM64 146V145H63ZM63 146L61 145V148H63ZM82 146V145H81ZM129 146V145H128ZM144 146V145H143ZM165 146V145H164ZM192 146V145H191ZM196 146V145H195ZM198 146V145H197ZM203 146V145H202ZM209 146H210V144H209ZM211 146H212V144H211ZM228 146V145H227ZM226 146V147H227ZM36 147H39V149H40V146H36ZM43 147L41 148V149H43ZM47 147H48V145H47ZM46 147V149H48ZM58 147V146H57ZM68 147V146H67ZM70 147H72V146H70ZM123 147V146H122ZM121 147V148H122ZM218 147H219V145H218ZM14 148H16L17 149V147L15 146ZM82 148V149H81ZM116 148H118V147H116ZM129 148V147H128ZM163 148V147H162ZM180 148H182V147H180ZM192 148V147H191ZM203 148V147H202ZM202 148H200V149H202ZM204 148H205V146H204ZM232 148V147H231ZM237 148H238V146H237ZM52 149V148H51ZM51 149H49V150H51ZM66 149V148H65ZM69 149V148H68ZM75 149V148H74ZM127 149V148H126ZM185 149V148H184ZM194 149H196V147L194 148ZM198 150H199V147L197 148ZM206 149V148H205ZM244 149V148H243ZM247 149V148H246ZM252 149V148H251ZM260 149V148H259ZM33 150V149H32ZM55 150V149H54ZM53 150V151H54ZM60 150V149H59ZM62 150V149H61ZM67 150V149H66ZM71 150H72V148H71ZM70 150V151H71ZM79 150V151H80ZM111 150V151H110ZM131 150V149H130ZM141 150V149H140ZM165 150V149H164ZM174 150V149H173ZM187 150V149H186ZM185 150V151H186ZM219 150V149H218ZM222 150V149H221ZM18 151V150H17ZM34 151H35V149H34ZM36 151H39V150H36ZM52 151V152H53ZM57 151V150H56ZM63 151V150H62ZM69 151V150H68ZM73 151V150H72ZM77 151V150H76ZM117 151V150H116ZM126 151V150H125ZM168 151V150H167ZM171 151V150H170ZM169 151V152H170ZM176 151V150H175ZM180 151V150H179ZM179 151H178V149H177V151L176 152H178L177 154H179ZM183 150H181L180 152H182ZM190 150H188V152H189ZM191 151H193L192 149H191ZM202 151V150H201ZM204 151V150H203ZM208 151H209V149H208ZM215 151V150H214ZM240 151V150H239ZM239 151H235V150H233V149H229V150H227V154H232L233 156L232 157H240V158H243V157H249V158H252V159H255V160H260L261 158H263V157H261V156H259V155H248V154H246V150L244 149L243 151H245V153H242V152H239ZM41 152H42V150H41ZM45 153H46V151H44ZM65 152V151H64ZM73 152H75V150L73 151ZM117 152H120V151H117ZM173 152V151H172ZM216 152V151H215ZM218 152V151H217ZM216 152V153H217ZM248 152V151H247ZM250 152H252V151H250ZM19 153V152H18ZM22 153V152H21ZM28 153V152H27ZM34 153V152H33ZM38 153V152H37ZM55 153V152H54ZM53 153V154H54ZM60 153H61V151H60ZM82 153V154H83ZM121 153V152H120ZM129 153V152H128ZM191 153V152H190ZM204 153H205V151H204ZM208 153V152H207ZM207 153H206V155H207ZM40 154V153H39ZM44 154V153H43ZM52 153H51V155L52 156H55L56 154H59L58 152H56L55 153V155H53ZM75 154V153H74ZM77 154V153H76ZM105 154V155H104ZM114 154V152L112 153V155ZM130 154V153H129ZM172 154V153H171ZM170 154V155H171ZM174 154V153H173ZM183 154V153H182ZM186 154V153H185ZM185 154L183 155V156H181V157H185ZM199 154V153H198ZM202 154V153H201ZM251 154V153H250ZM255 154V153H254ZM264 154V153H263ZM22 155V154H21ZM26 155V154H25ZM33 155V154H32ZM45 155H48V153L47 154H45ZM65 154H63V156H64ZM69 155V154H68ZM72 154H70L69 156H71ZM112 155H110V158H112L111 156ZM117 155H120V154H118L117 153ZM125 155V154H124ZM132 155V154H131ZM130 155V156H131ZM167 155V154H166ZM175 155V154H174ZM181 155V154H180ZM189 155V154H188ZM192 155V159H194L193 157H194V155L193 154H191ZM197 155V154H196ZM214 155V154H213ZM212 155V156H213ZM17 156H18V154H17ZM23 156V155H22ZM28 156V155H27ZM26 156V157H27ZM30 156V155H29ZM37 156V155H36ZM40 156H41V154H40ZM57 156H60V155H57ZM62 156V155H61ZM60 156V157H61ZM62 156V157H63ZM79 156H81V154L79 155ZM168 156V155H167ZM166 156V157H167ZM178 156V155H177ZM190 156V155H189ZM202 156V155H201ZM225 156V155H224ZM25 157V156H24ZM33 157V156H32ZM45 157V156H44ZM47 157V156H46ZM50 157V156H49ZM61 157V158H62ZM76 157V156H75ZM83 157V156H82ZM85 157H83V158H85ZM94 157V156H93ZM93 157L91 158V159H93ZM98 156H96V158H97ZM114 157H116V155L114 156ZM129 157V156H128ZM127 157V158H128ZM173 157V156H172ZM187 157V156H186ZM199 157V156H198ZM215 157H216V155H215ZM215 157H213V158H215ZM18 158V157H17ZM22 158V157H21ZM20 158V159H21ZM28 158H31V157H28ZM38 158V157H37ZM51 158V157H50ZM57 158V157H56ZM56 158H55V160H56ZM61 158H58V160H60ZM80 158V157H79ZM78 158V159H79ZM83 158L80 160V162L81 161H83ZM89 158V157H88ZM87 158V159H88ZM104 158V157H103ZM103 158H100L101 159V161L102 160H105V159H103ZM117 158H118V156H117ZM191 158V157H190ZM225 158V157H224ZM25 159H27V158H25ZM25 159H22L21 161H22V164H24V162H23V160L25 161ZM35 159V158H34ZM40 159V158H39ZM42 159H43V157H42ZM45 159V158H44ZM48 159V158H47ZM54 159V158H53ZM64 159H66V158H62V160H64ZM67 159H69V157L67 158ZM66 159V160H67ZM109 159V158H108ZM115 159V158H114ZM168 159H169V157H168ZM168 159H167V161H168ZM171 159V158H170ZM176 159V158H175ZM178 159H179V157H178ZM181 159V158H180ZM185 159V158H184ZM189 159V158H188ZM187 159V160H188ZM192 159H190V160H192ZM201 159V158H200ZM206 159V158H205ZM244 159H246V158H244ZM17 160V159H16ZM30 160H32V159H30ZM51 160V159H50ZM50 160H49V162H50ZM54 160V161H55ZM71 160V159H70ZM75 161H76V158L74 159ZM89 160V159H88ZM112 160V159H111ZM146 160V159H145ZM165 160V159H164ZM182 160H183V158H182ZM195 160V159H194ZM193 160V161H194ZM208 160V159H207ZM207 160H205V161H207ZM210 160H212V158L210 159ZM209 160V161H210ZM235 160V159H234ZM33 161V160H32ZM40 161V160H39ZM44 161V160H43ZM43 161H41V162H43ZM46 161V160H45ZM53 161V162H54ZM73 161V160H72ZM71 161V162H72ZM79 161V160H78ZM90 161V160H89ZM89 161H88V163H89ZM93 161V160H92ZM95 161H100L99 160V158H98V160H96L95 159ZM107 162L109 161V160H106ZM105 161V162H106ZM114 161H116V160H114ZM118 161H120L119 160V158H118ZM140 161V160H139ZM166 161V160H165ZM175 161V160H174ZM184 161V160H183ZM195 161H197V160H195ZM201 161H203V159L201 160ZM248 161V160H247ZM261 161V160H260ZM17 162H19L18 160H17ZM40 162V163H41ZM58 162V165H59V163L60 164H63V163H61V160H60V162L59 161H57ZM74 162V161H73ZM80 162H79V164H80ZM111 161H109V163H110ZM128 162V161H127ZM133 161H131V163H132ZM171 162V161H170ZM176 162V161H175ZM188 162H190V161H188ZM204 162V161H203ZM208 162V161H207ZM244 162H246L245 160H244ZM28 163H29V161H28ZM30 163H31V161H30ZM29 163V164H30ZM44 164H45V162H43ZM47 163V162H46ZM51 163H52V160H51ZM50 163V164H51ZM67 163H69V161L67 162ZM75 163H77V162H75ZM87 163V164H88ZM90 163H91V161H90ZM100 164H102L101 162H99ZM113 163V162H112ZM120 163V162H119ZM130 163V162H129ZM135 163V162H134ZM150 163V162H149ZM159 163V162H158ZM191 163H193L192 161H191ZM199 163V162H198ZM206 163V162H205ZM211 163V162H210ZM234 163V162H233ZM242 163V162H241ZM259 163V162H258ZM17 164H19V163H17ZM37 164V163H36ZM54 164V163H53ZM66 164V163H65ZM87 164H85L84 163V165H83V170H84V166L86 165L87 167H89V170H90V167H92V165H94V164H96V163H94V164H92V165H90L89 166V164L87 165ZM104 164H107V163H104ZM111 164V163H110ZM110 164H107V165H110ZM115 164V163H114ZM155 164H157L156 163V161H155ZM162 164V163H161ZM177 164V163H176ZM185 164V163H184ZM200 164H201V162H200ZM203 164V163H202ZM207 164V163H206ZM212 164V163H211ZM237 165H239L238 164V162L236 163ZM235 164V165H236ZM244 164V163H243ZM243 164H241L242 166H243ZM255 164V163H254ZM260 164H262V163H260ZM39 166H41L42 167V165H40V164H38ZM38 165H36V167L38 166ZM46 165V164H45ZM57 165V166H58ZM66 165H68V164H66ZM70 165V164H69ZM68 165V166H69ZM127 165V164H126ZM186 165V164H185ZM195 165H197V163L195 164ZM199 165V164H198ZM223 165V164H222ZM257 165V164H256ZM33 166V165H32ZM35 166V165H34ZM38 166V167H39ZM49 166V165H48ZM60 166H62V165H60ZM65 165H63V167H64ZM78 166H80V165H78ZM82 166V165H81ZM97 166V165H96ZM100 166H102V165H100ZM104 166V165H103ZM113 166V165H112ZM114 166H116V164L114 165ZM113 166V167H114ZM124 166V165H123ZM129 166V165H128ZM187 166V165H186ZM204 166H206L205 164H204ZM26 167V166H25ZM28 167H30L29 165H28ZM44 167V166H43ZM42 167V168H43ZM46 167H47V165H46ZM52 167V165L50 166V168ZM63 167H59V169L62 171V170H64L63 169ZM72 167V166H71ZM70 167V168H71ZM75 167H76V164H75ZM94 167V166H93ZM93 167H92V170H90L89 172H87L88 171V169H85V171H80L79 172V170L77 171V172H75V173H77L76 175H72L73 176V178L70 180V179H62V180H60V177H62L63 175H61L60 177H58L59 178V182H55V181H53V183L55 182V184H53V186L51 185L52 184V181H51V184L49 183V182H47L46 181V178L48 177V175H49V173H44L43 175L45 176H41L40 174H41V172H43V171H41L40 172V174L37 172L36 174H39L40 176L39 177H36L37 175H31V176H27L26 178H20V179H18V180H16V178H15V180L16 181H11V179L10 178H8L6 175H4L3 173L2 174H0V197H4V196H10L12 193L14 194L15 193V196H14V199H12V200H8V199H5V200H7V201H9L11 204H21V206H19V207H22L24 210H23V215H21L20 216V218H18V220L16 221L17 222V224H18V226H19V228L20 229H23V230H30V231H33V232H35L36 234L37 233H39V234H41V237H42V235L45 237V239H48V240H52L51 242L52 243H54L55 241L57 242V241H63V242H66L67 243V245H66V251L68 252L69 251V249H71V251L74 249V250H76V252H77V256H78V253H81L82 254V248L84 249L85 247H87V246H85L84 247V245L85 244H89V245H93V246H96L97 248H99V247H102V246H104L105 248H107V249H110V251H111V249H113L112 251H114L112 254H111V257L109 258V257H106L108 260L107 261H105L107 264H130L129 263V260L131 259V257L130 258H128L127 257V255L128 254H130V256H131V254L133 253L132 251L134 250V248H133V246L134 245H136V244H134V241L136 240L135 238L136 237H138L137 235H139L141 232H142V227H141V222L139 221L140 220V217L138 218V216H136L135 214H133V216H132V214H131V216H129V215H126V214H124V216L122 217H118V215H115V216H113L112 214H111V212H110V210L113 208H111L108 212H110V214H111V216L112 217H110V219L108 220V222L106 223V225H103V224H98L100 221H97V223H96V225L94 224L92 227L90 226L89 227V225L87 224V222H86V220H85V214L87 215V213H85V209H87L88 207L86 206L85 207V203L84 202H86L87 201V203H88V201H90L89 200V198H91V197H95V195H97L98 197H99V192H100V189L102 190V188L101 187H99L98 188V184H101V182H104L103 180L105 179V177H104V173H106L105 171L107 170V173H108V169H106V167H108V166H106V167H96L95 169H93ZM109 167H111V166H109ZM117 167V166H116ZM185 167V166H184ZM188 167H191V165H189V163H188ZM187 167V168H188ZM201 167V166H200ZM236 167V166H235ZM40 168V167H39ZM49 168V167H48ZM53 168V167H52ZM52 168H51V170H52ZM62 168V169H61ZM66 168V167H65ZM73 168V167H72ZM80 168V167H79ZM78 168V169H79ZM105 168V169H104ZM115 168V167H114ZM119 168V167H118ZM121 168V167H120ZM119 168V169H120ZM150 168V167H149ZM177 168V167H176ZM183 168V167H182ZM181 168V169H182ZM192 168V167H191ZM194 168H195V166H194ZM196 168H197V166H196ZM202 168H204L203 166H202ZM32 169L34 170V168H31L30 170L32 171ZM35 169H38V168H35ZM41 169V168H40ZM44 169V168H43ZM67 169L68 168H66V170L64 171V172H66L67 171ZM111 169V168H110ZM109 169V170H110ZM113 169V168H112ZM111 169V170H112ZM131 169V168H130ZM133 169V168H132ZM178 169V168H177ZM180 169V170H181ZM185 169H186V167H185ZM190 169V168H189ZM193 169V168H192ZM198 169V168H197ZM196 169V170H197ZM210 169H212V168H210ZM230 169H232V167L230 168ZM238 169V168H237ZM244 169V168H243ZM24 170H25V168H24ZM24 170H22L23 171V173L25 174V172H24ZM27 170H29V168L28 169H26V173L28 172ZM45 170V169H44ZM55 171H53V172H56L57 171V169H54ZM73 170V169H72ZM87 170V171H86ZM110 170V171H111ZM134 170V169H133ZM183 170V169H182ZM181 170V171H182ZM193 170H195V169H193ZM199 170H203V169H199ZM209 170V169H208ZM236 170V169H235ZM241 170V169H240ZM247 170H249V169H247ZM262 170V169H261ZM21 171V172H22ZM45 171H47V168H46V170ZM50 171V170H49ZM60 171V172H61ZM74 171L75 170H73L72 172L74 173ZM119 171V170H118ZM122 171H123V169H122ZM126 171V170H125ZM129 170H127V172H128ZM132 171V170H131ZM204 171H207V168H206V170H205V168H204ZM250 171V170H249ZM18 172H20V171H18ZM33 172V171H32ZM36 172V171H35ZM52 172V173H53ZM104 172V173H103ZM113 172H115L116 173V169H115V171H113ZM113 172H111V173H113ZM121 172V171H120ZM120 172H119V174H120ZM133 172V171H132ZM155 172V171H154ZM184 172V171H183ZM186 172V171H185ZM193 172V171H192ZM191 172V173H192ZM200 172V171H199ZM235 172V171H234ZM237 172V171H236ZM240 172H242V171H240ZM257 172V171H256ZM259 172V171H258ZM264 172V171H263ZM29 173H31L30 171H29ZM34 173V172H33ZM69 173H71L70 171H69ZM103 173V174H102ZM110 173V174H111ZM129 173V172H128ZM159 173V172H158ZM188 173V172H187ZM190 173V172H189ZM190 173V174H191ZM198 173V172H197ZM205 173V172H204ZM16 174V173H15ZM15 174H14V176H15ZM18 174V173H17ZM16 174V175H17ZM28 174V173H27ZM26 174V175H27ZM57 174H59V171L57 172ZM66 174H68V173H66ZM72 174V173H71ZM185 174V173H184ZM194 175H195V172L193 173ZM193 174H192V176H193ZM199 174V173H198ZM197 174V175H198ZM203 174V173H202ZM214 174V173H213ZM246 174V173H245ZM255 174V173H254ZM52 175V174H51ZM50 175V176H51ZM121 175V174H120ZM163 175H165L164 173H163ZM168 175V174H167ZM178 175H179V173H178ZM188 175V174H187ZM186 175V176H187ZM209 175V174H208ZM210 175H211V173H210ZM209 175V176H210ZM21 176H22V173H21ZM25 176V175H24ZM23 176V177H24ZM49 176V177H50ZM68 176V175H67ZM106 177L107 176H110V175H105ZM116 177L118 176L117 175V173H116V175H115ZM135 176V175H134ZM140 176V175H139ZM144 176V175H143ZM162 176V175H161ZM177 176V175H176ZM190 176V175H189ZM188 176V177H189ZM205 176H206V174H205ZM209 176H208V178H209ZM212 176V175H211ZM210 176V177H211ZM41 177H44V178H41ZM48 177V178H49ZM51 177H53V176H51ZM50 177V178H51ZM54 177H55V175H54ZM69 177L71 178V175H69ZM112 177V176H111ZM114 177V176H113ZM113 177H112V179H113ZM121 177V176H120ZM133 177V176H132ZM165 177V176H164ZM179 177H181V176H179ZM191 177V176H190ZM201 177H202V175H201ZM204 177V176H203ZM202 177V178H203ZM213 177V176H212ZM218 177V176H217ZM47 178V179H48ZM109 178V177H108ZM122 178H124V177H122ZM126 178H127V176H126ZM125 178V179H126ZM134 178V177H133ZM138 178V177H137ZM173 178H175V177H173ZM177 178V177H176ZM182 178H184V177H182ZM195 178V177H194ZM199 178V177H198ZM201 178V179H202ZM14 179V178H13ZM43 179H45V182H47L48 184H50L51 186H49V187H45V188H42L43 190L40 192V191H38V189H40L39 187H40V185H41V182L43 181ZM55 179H57V177L55 178ZM109 179H111V178H109ZM108 179V180H109ZM116 179V178H115ZM115 179H113V181L115 180ZM120 179V178H119ZM210 179V178H209ZM208 179V180H209ZM260 179H262V178H260ZM107 180V178H106V180H105V182L106 181H108ZM118 180V178L116 179V181ZM128 180V179H127ZM159 180V179H158ZM173 180V179H172ZM189 180V179H188ZM195 180V179H194ZM198 180V179H197ZM221 180V179H220ZM57 181V180H56ZM119 181H121V179L119 180ZM122 181H123V179H122ZM178 181V180H177ZM185 181V180H184ZM183 181V182H184ZM190 181V180H189ZM188 181V182H189ZM203 181H205V180H203ZM211 181V180H210ZM214 181H215V179H214ZM214 181H212V182H214ZM216 181H218V180H216ZM45 182H43V184L45 183ZM105 182L103 183V184H105ZM124 182V181H123ZM122 182V185L123 184H125V182L123 183ZM126 182H128V181H126ZM176 182V181H175ZM180 182V181H179ZM183 182H182V184H183ZM187 182V184L186 185H188L189 183ZM190 182H192V181H190ZM195 182V181H194ZM201 182V181H200ZM199 182V183H200ZM211 182V183H212ZM260 182V181H259ZM264 182V181H263ZM107 183V182H106ZM109 183H111L112 184V181L111 182H109ZM114 183H116V182H114ZM120 183V182H119ZM119 183H117V185L119 184ZM129 183H131L130 181H129ZM137 183V182H136ZM169 183V182H168ZM178 183V182H177ZM198 183V184H199ZM211 183H210V185H211ZM216 183V182H215ZM214 183V184H215ZM108 184V183H107ZM140 184V183H139ZM172 184V183H171ZM191 185H193L192 183H190ZM190 184H189V186H190ZM195 184V183H194ZM197 184V185H198ZM231 184V183H230ZM247 184H249V183H247ZM45 185V184H44ZM116 185V184H115ZM128 185V184H127ZM126 185V186H127ZM137 185H138V183H137ZM144 185V184H143ZM181 185V184H180ZM184 185H185V183L183 184V186L181 185V187L183 188L184 187ZM201 185V184H200ZM216 185H218V183L216 184ZM215 185V186H216ZM229 185V184H228ZM46 186H48V185H46ZM104 186V185H103ZM108 186H109V184H108ZM110 186H112V185H110ZM125 186V185H124ZM129 186V185H128ZM133 186V185H132ZM135 186V185H134ZM139 186V185H138ZM208 186H209V184H208ZM207 186V187H208ZM219 186V185H218ZM230 186V185H229ZM228 186V187H229ZM233 186V185H232ZM119 187V186H118ZM149 187V186H148ZM148 187H147V189H148ZM186 187V186H185ZM202 187V186H201ZM212 187V186H211ZM221 187V186H220ZM223 187V186H222ZM225 187H227V186H225ZM231 187V186H230ZM236 187V186H235ZM105 188V190H107V191H110V190H108V189H110L111 187H104ZM103 188V189H104ZM122 188H123V186H122ZM125 188V187H124ZM128 188H130V186L128 187ZM128 188L127 189H125V190H128ZM142 188V187H141ZM214 188V187H213ZM238 188V187H237ZM258 188V187H257ZM263 188V187H262ZM112 189V191H113V187L111 188ZM114 189H115V187H114ZM131 189V188H130ZM132 189H134V188H132ZM174 189V188H173ZM181 189V188H180ZM184 189V188H183ZM182 189V190H183ZM192 189V188H191ZM190 189V190H191ZM196 189V188H195ZM206 189V188H205ZM225 189V188H224ZM227 189V188H226ZM229 189V188H228ZM233 189H235V188H233ZM255 189V188H254ZM117 191V193H115L116 195L118 194V191L120 190H118V189H116ZM143 191L145 190V189H142ZM168 190H171V189H168ZM167 190V191H168ZM175 190V189H174ZM187 190V189H186ZM221 190V189H220ZM241 190V189H240ZM259 190H261V189H259ZM38 191V192H37ZM87 191H89V193L87 192ZM111 191V192H112ZM184 192H185V190H183ZM187 191H189V189L187 190ZM186 191V192H187ZM192 191V190H191ZM195 190H193L192 192H194ZM196 191H197V189H196ZM195 191V193H197ZM200 191V190H199ZM206 191V190H205ZM216 191V190H215ZM243 191H245V190H243ZM97 192H98V194H97ZM135 192V191H134ZM208 192L209 193H211L209 190H208ZM229 192V191H228ZM234 190L233 191H230L229 193H228V201H229V203H230V205H236V203L237 202H240V203H242V200H241V197H243V196H241L240 197V195H235L234 194ZM102 192H100V194H101ZM103 193H105V191L103 192ZM102 193V194H103ZM107 193V192H106ZM119 193H124V192H119ZM166 193V192H165ZM169 193V192H168ZM187 193H189V192H187ZM213 193V192H212ZM237 193H238V191H237ZM242 193V192H241ZM241 193H239V194H241ZM246 193H248L247 191H246ZM113 194H114V192H113ZM114 194V195H115ZM157 194H159V193H157ZM180 194V193H179ZM190 194H192V193H190ZM201 194H204L203 192L201 193ZM218 194V193H217ZM220 194V193H219ZM248 194H250V193H248ZM254 194V193H253ZM104 195V194H103ZM107 195V194H106ZM111 195H112V193H111ZM121 195H123V194H121ZM125 195V194H124ZM142 195V194H141ZM186 195V194H185ZM192 195H195V194H192ZM206 195V194H205ZM211 195V194H210ZM215 195V194H214ZM244 195V194H243ZM252 195V194H251ZM8 196V197H9ZM101 196V195H100ZM105 196V195H104ZM107 196H110V195H107ZM106 196V197H107ZM113 196V195H112ZM118 196V195H117ZM125 196H128V195H125ZM130 196V195H129ZM160 197H165V196H162V195H159ZM170 196V195H169ZM189 196V195H188ZM198 196H200V195H198ZM202 196H204V195H202ZM217 196V195H216ZM215 196V197H216ZM222 196V195H221ZM220 196V197H221ZM226 196V195H225ZM246 196V195H245ZM254 196V195H253ZM252 196V197H253ZM10 197H12V196H10ZM9 197V198H10ZM36 197V198H35ZM119 197H121L120 195H119ZM124 197V196H123ZM122 197V198H123ZM136 197V196H135ZM158 197V196H157ZM182 198L184 197V194H183V196H181ZM190 197H191V195H190ZM196 197V196H195ZM201 197V196H200ZM211 197V196H210ZM224 197V196H223ZM251 197V196H250ZM249 197V198H250ZM7 198V197H6ZM118 198V197H117ZM147 198H149V197H147ZM178 198V197H177ZM176 198V199H177ZM198 198V197H197ZM206 198V197H205ZM217 198V197H216ZM219 198V197H218ZM97 199H99V198H97ZM101 199V198H100ZM103 199H106L105 197H103ZM112 199H114V197L112 198ZM116 199V198H115ZM114 199V200H115ZM119 199V198H118ZM143 199V198H142ZM193 199V198H192ZM191 199V200H192ZM204 199V198H203ZM253 199V198H252ZM252 199H250V200H252ZM4 200V199H3ZM2 200V198H0V209L4 206L3 204H5L4 202L5 201H3ZM96 200V199H95ZM127 200H128V198H127ZM130 201L129 202H131V199H129ZM134 200V199H133ZM147 200V199H146ZM160 200V199H159ZM190 200V199H189ZM196 200V202H201L202 200L199 198V200H197V199H195ZM201 200V201H200ZM208 200H209V198H208ZM211 200V199H210ZM245 200V199H244ZM92 201H94V200H92ZM92 201H90V202H92ZM97 201V200H96ZM103 201V200H102ZM102 201H99L100 203L102 202ZM108 201H109V199H108ZM107 201V202H108ZM117 200H115V202H116ZM120 201V200H119ZM122 201V200H121ZM120 201V202H121ZM125 201V200H124ZM124 201H122V203L124 202ZM135 201L138 203V201L135 199ZM149 201V200H148ZM194 201V200H193ZM212 201V200H211ZM89 202V203H90ZM104 202H106V200L105 201H103V203ZM111 202H114V201H111ZM119 202V203H120ZM126 202V201H125ZM133 202V201H132ZM159 202V201H158ZM169 203L171 202V201H168ZM202 202H204V201H202ZM219 202H220V200H219ZM222 202V201H221ZM246 202V201H245ZM98 203V202H97ZM102 203V204H103ZM121 203V205H123ZM133 203H135V202H133ZM184 203V202H183ZM195 203V202H194ZM211 203V202H210ZM213 203V202H212ZM224 203H225V201H224ZM9 203L7 202L5 205H7V208L9 207V205H11V204H9ZM94 204V203H93ZM101 204V205H102ZM106 205H107V203H105ZM110 204V201H109V203H108V205ZM112 204H114V203H112ZM112 204L111 205H109L110 207L112 206ZM132 204V203H131ZM130 204V205H131ZM156 204V203H155ZM178 204V203H177ZM204 204V203H203ZM260 204H261V201H260ZM259 204V205H260ZM3 205V206H2ZM13 205H11V206H13ZM88 205V204H87ZM95 205V204H94ZM107 205V206H108ZM117 205V204H116ZM120 205V204H119ZM118 205V206H119ZM127 205V204H126ZM153 205V204H152ZM168 205V204H167ZM183 205V204H182ZM192 205H194V204H192ZM201 205V204H200ZM209 205V204H208ZM215 205H216V203H215ZM221 205H222V203H221ZM223 205H226V204H223ZM2 206V207H1ZM11 206H10V208H11ZM90 206H92L91 204L89 205V207ZM96 206V205H95ZM94 206V207H95ZM99 206V205H98ZM98 206H96V207H98ZM107 206H104V207H106L107 208ZM129 206V205H128ZM134 205L132 204V207H133ZM141 206V205H140ZM146 206H148V208H149V205H146ZM159 206V205H158ZM157 206V207H158ZM196 206H197V204H196ZM195 206V207H196ZM213 206H214V204H213ZM257 206V205H256ZM263 206H264V203H263ZM263 206L261 205V207L260 208H263ZM14 207V206H13ZM16 207H17V205H16ZM94 207H91V208H93V210L95 209H97V208H94ZM100 208H101V206H99ZM98 207V208H99ZM116 207V206H115ZM114 207V208H115ZM122 207V206H121ZM126 207V206H125ZM134 207H136V205L134 206ZM133 207V208H134ZM156 207V206H155ZM170 207V206H169ZM215 207V206H214ZM217 207H219V206H217ZM216 207V208H217ZM238 207V206H237ZM105 208V209H106ZM116 208H118V207H116ZM129 208V207H128ZM131 208V207H130ZM141 208V207H140ZM147 208V207H146ZM166 208V207H165ZM168 208V207H167ZM172 208V207H171ZM189 208V207H188ZM192 208V207H191ZM204 208V207H203ZM205 208H206V206H205ZM208 208V207H207ZM212 208V207H211ZM220 208V207H219ZM218 208V209H219ZM4 209V208H3ZM9 209V208H8ZM101 209H104V208H101ZM119 210H121L120 208H118ZM123 209V208H122ZM176 209H178V207H176ZM184 209H186L185 207H184ZM198 209H200V208H198ZM202 209V208H201ZM224 209V208H223ZM264 209V208H263ZM89 210V209H88ZM91 210V209H90ZM118 210V211H119ZM125 210H127V208L125 209ZM125 210L123 209L122 211H124L125 212ZM129 210V209H128ZM142 210V209H141ZM161 210V209H160ZM164 210V209H163ZM172 210L174 211V209L172 208ZM204 210V209H203ZM206 210H210V209H206ZM215 210V209H214ZM227 210V209H226ZM106 212H107V210H105ZM133 211H134V209H133ZM139 211V210H138ZM147 211V210H146ZM187 211V210H186ZM198 211V210H197ZM211 211V210H210ZM218 211V210H217ZM216 211V212H217ZM225 211V210H224ZM228 211H230L231 212V209H229ZM238 211V210H237ZM236 211V212H237ZM263 211V210H262ZM88 212V211H87ZM89 212H91V211H89ZM99 212H100V210H99ZM99 212H98V214H99ZM102 212V211H101ZM106 212H104V213H106ZM114 212V211H113ZM137 212V211H136ZM152 212V211H151ZM161 212V211H160ZM200 212V211H199ZM207 212V211H206ZM227 212V211H226ZM225 212V213H226ZM95 213H97L96 211H95ZM103 213V214H104ZM118 213H121V211H119ZM128 213H130L129 211H128ZM131 213H133V212H131ZM143 213V212H142ZM153 213V212H152ZM176 213V212H175ZM198 213V212H197ZM196 213V215H200L199 213L197 214ZM235 213V212H234ZM88 214H90V213H88ZM109 213H108V215H110ZM113 214H115V212L113 213ZM144 214H145V212H144ZM211 214V213H210ZM216 214V213H215ZM258 214H259V211H258ZM93 215V214H92ZM95 215V214H94ZM102 215V214H101ZM141 215V214H140ZM152 215V214H151ZM153 215H154V213H153ZM168 215V214H167ZM166 215V216H167ZM202 215H204V214H202ZM206 215V214H205ZM212 215V214H211ZM227 215V214H226ZM230 215V214H229ZM89 215H87L86 217H88ZM91 216V215H90ZM96 216H98V215H96ZM104 216L105 217H108V216H106L105 214H104ZM120 216V215H119ZM155 216V215H154ZM153 216V217H154ZM170 216V215H169ZM209 216V215H208ZM224 216V215H223ZM243 216V215H242ZM94 217V216H93ZM105 217H101V219L102 218H105ZM118 217V218H117ZM171 217V216H170ZM195 217V216H194ZM193 217V219H195ZM204 217V216H203ZM215 217V216H214ZM229 217V216H228ZM231 217V216H230ZM258 217V216H257ZM95 218V217H94ZM100 218V217H99ZM109 218V217H108ZM147 218V217H146ZM145 218V219H146ZM173 218H175V217H173ZM190 218V217H189ZM198 218V217H197ZM205 218V217H204ZM203 218V219H204ZM210 219H211V217H209ZM221 218V217H220ZM225 219H226V217H224ZM41 219V220H40ZM93 219V218H92ZM106 219V218H105ZM155 219H158V218H156L155 217ZM164 219V218H163ZM216 218H214V220H215ZM231 219V218H230ZM243 219V218H242ZM245 219V218H244ZM251 219V218H250ZM89 220V219H88ZM87 220V221H88ZM97 220V219H96ZM103 220V219H102ZM106 220V221H107ZM171 220V219H170ZM169 220V221H170ZM184 220V219H183ZM186 220V219H185ZM189 220V219H188ZM196 220V219H195ZM213 220V221H214ZM217 220V219H216ZM223 220V219H222ZM227 220V219H226ZM235 220V219H234ZM233 220V221H234ZM104 221V220H103ZM102 221V222H103ZM148 221V220H147ZM159 221H161V220H159ZM210 221V220H209ZM144 222V221H143ZM145 222H146V220H145ZM150 222V221H149ZM165 222H168L167 220L165 221ZM186 222V221H185ZM207 222V221H206ZM211 222V221H210ZM227 222V221H226ZM230 222V224H231V222H232V219L229 221ZM235 222V221H234ZM233 222V223H234ZM117 223L118 224H120V225H117ZM130 223V224H129ZM200 223V222H199ZM198 223V225H200ZM202 223H205V222H202ZM216 223V222H215ZM217 223H219V222H217ZM220 223H222V221L220 222ZM242 223V222H241ZM98 224V225H97ZM131 224H133V225H131ZM135 224V225H134ZM144 224V223H143ZM146 224H148V223H146ZM169 224H171V223H169ZM212 224V223H211ZM235 224V223H234ZM263 224V223H262ZM100 225V226H99ZM153 225V224H152ZM207 225V224H206ZM210 225V224H209ZM208 225V226H209ZM214 225V224H213ZM217 225V224H216ZM237 225H239V224H237ZM157 226V225H156ZM191 226V225H190ZM196 226V225H195ZM220 226V225H219ZM224 226V225H223ZM146 227V226H145ZM149 227V226H148ZM166 227V226H165ZM174 228H175V226H173ZM193 227V226H192ZM147 228V227H146ZM145 228V229H146ZM221 228V227H220ZM226 228H227V226H226ZM256 228V227H255ZM158 229V228H157ZM156 229V230H157ZM215 229V228H214ZM217 229V228H216ZM224 229V228H223ZM223 229H221V230H223ZM261 229V228H260ZM149 230V229H148ZM147 230V231H148ZM170 230H172V229H170ZM178 230H179V228H178ZM177 230V232H179ZM218 230H219V228H218ZM220 230V232H222ZM226 230H228V229H226ZM151 231V230H150ZM173 231V230H172ZM224 231V230H223ZM233 231V230H232ZM241 231V230H240ZM153 232V231H152ZM155 232V231H154ZM185 232V231H184ZM197 232V231H196ZM149 233H151V232H149ZM180 233V232H179ZM215 232L212 230H210V234H214ZM224 233V232H223ZM226 233V232H225ZM239 233V232H238ZM33 234V233H32ZM147 234V233H146ZM145 234V235H146ZM154 234V233H153ZM157 234V233H156ZM169 234V233H168ZM177 234V233H176ZM222 234V233H221ZM236 234V233H235ZM160 235V234H159ZM191 234H189V236H190ZM34 236H35V234H34ZM40 236V235H39ZM38 236V237H39ZM136 236V237H135ZM141 236V235H140ZM151 236V235H150ZM149 236V237H150ZM165 236H166V234H165ZM192 236V235H191ZM194 236V235H193ZM204 236V235H203ZM236 236V235H235ZM240 236H242V235H240ZM240 236H236V238L238 239V241L240 242L241 241V237ZM158 237V236H157ZM198 237V236H197ZM200 237V236H199ZM205 237V236H204ZM203 237V238H204ZM207 237V236H206ZM140 238V237H139ZM138 238V239H139ZM147 238V237H146ZM170 238V237H169ZM179 238V237H178ZM201 238V237H200ZM233 238H235L234 236H233V234L231 233V232H229L226 236H225V242L227 243V248H226V250H225V252L223 253V257L225 258V264H236L235 262V260L233 259V254H232V242H233ZM140 239H142V238H140ZM139 239V240H140ZM155 239V238H154ZM180 239V238H179ZM187 239V238H186ZM199 239V238H198ZM206 238H204V240H205ZM144 240H145V245H143L144 246V248L146 249V247H147V249L145 250V251H148V250H150V248L152 247V246H154L153 245V240H152V238H147V239H145L144 238ZM144 240H142V241H144ZM164 240V239H163ZM167 240V239H166ZM197 240V239H196ZM155 241V240H154ZM210 241V240H209ZM219 241V240H218ZM224 241V240H223ZM235 241V240H234ZM237 241V242H238ZM138 242V241H137ZM136 242V243H137ZM165 241H163V243H164ZM191 242V241H190ZM201 242V241H200ZM199 242V243H200ZM205 242V241H204ZM203 242V243H204ZM212 242V241H211ZM238 242V243H239ZM49 243V242H48ZM59 243V242H58ZM142 244H143V242H141ZM157 243V242H156ZM160 243V242H159ZM203 243H201V244H203ZM216 243V242H215ZM241 243V242H240ZM55 244V243H54ZM54 244H52V245H54ZM217 244V243H216ZM236 244V243H235ZM242 244V243H241ZM262 244V243H261ZM197 245V244H196ZM223 245V244H222ZM221 245V246H222ZM263 245V244H262ZM93 246H92V249L94 250V248H93ZM142 246V245H141ZM156 246V245H155ZM194 246V245H193ZM193 246L192 247H190V248H187V253H186V256L187 257H189V259H194V256H196L195 254H199V253H197V252H195V249H196V247L197 246H195V248H193ZM205 246H206V244H205ZM216 246V245H215ZM235 246V245H234ZM237 246V245H236ZM264 246V245H263ZM50 247V246H49ZM52 247V246H51ZM95 247V248H96ZM137 247H139V245H137ZM224 247H225V245H224ZM238 247V246H237ZM56 248V247H55ZM90 248H91V246H90ZM104 248V249H105ZM143 247H141V249H144ZM165 248H168V247H165ZM218 248H220V247H218ZM234 248V247H233ZM50 249V248H49ZM87 249V248H86ZM107 249H105V250H107ZM153 249H155V248H152L151 250H153ZM239 249V248H238ZM54 250V249H53ZM52 250V251H53ZM58 250V249H57ZM57 250L55 249L54 251H56V253H57ZM73 250V253L75 252ZM82 250V251H81ZM96 250V249H95ZM94 250V251H95ZM102 251H103V249H101ZM105 250L103 251V252H105ZM136 250H138V249H136ZM136 250H134V251H136ZM155 250H157V249H155ZM158 250H160V249H158ZM157 250V251H158ZM221 250V249H220ZM222 250H223V248H222ZM59 251V250H58ZM61 251V250H60ZM70 251V252H71ZM100 251V250H99ZM99 251H96V253L97 252H99ZM102 251H100V252H102ZM141 251V250H140ZM241 251V250H240ZM62 252V251H61ZM102 252V253H103ZM132 252V253H131ZM149 252V251H148ZM162 252V251H161ZM200 252H201V250H200ZM217 250L214 248V249H210L209 250V261H210V264H218V263H216L215 262V258L217 257ZM258 252V251H257ZM256 252V253H257ZM59 253V252H58ZM64 253H65V251H64ZM72 253V252H71ZM85 253V252H84ZM87 253V252H86ZM86 253H85V255H86ZM110 253V252H109ZM141 253V252H140ZM143 253V252H142ZM151 253V252H150ZM201 253H203V252H201ZM255 253V252H254ZM259 253V252H258ZM54 255H55V252L53 253ZM69 254V253H68ZM107 254H108V252H107ZM106 254V256H108ZM136 254H139L138 252L137 253H135V255ZM152 254V253H151ZM155 254V253H154ZM172 254V253H171ZM183 254V253H182ZM232 254V255H231ZM235 254V253H234ZM244 254V253H243ZM242 254V255H243ZM246 254V253H245ZM263 254V253H262ZM65 255H67V254H65ZM64 255V256H65ZM73 255H76V253L75 254H73ZM87 255H88V253H87ZM86 255V256H87ZM93 255H94V253H93ZM98 255V254H97ZM142 255V254H141ZM144 255H145V253H144ZM158 254H156V256H157ZM180 255V254H179ZM201 255V254H200ZM205 255V254H204ZM249 255V254H248ZM256 255V254H255ZM51 256V255H50ZM58 256V255H57ZM56 256V257H57ZM67 256H69V255H67ZM67 256H65V257H67ZM71 257H73L74 258V256H72V255H70ZM76 256V258H78ZM81 256V255H80ZM84 256V255H83ZM83 256H82V258H83ZM102 255L100 254V257H101ZM137 256V255H136ZM143 256V255H142ZM151 257H152V255H150ZM159 256V255H158ZM251 256V255H250ZM249 256V257H250ZM254 256V255H253ZM259 256H260V253H259ZM262 256V255H261ZM52 257H54V256H51L50 258H52ZM62 257V256H61ZM97 257V256H96ZM103 257V256H102ZM105 257V256H104ZM125 257V258H124ZM126 257L128 258V259H126ZM135 256H132V260H133V258H134ZM139 257V256H138ZM137 257V258H138ZM150 257V258H151ZM153 257H154V255H153ZM162 257H163V255H162ZM200 257H203V256H200ZM238 257V256H237ZM242 257V256H241ZM69 258V257H68ZM68 258H66L67 260H68V263L67 264H71L72 262L70 261L71 259H68ZM72 258V259H73ZM81 258V257H80ZM105 258V259H106ZM147 258V257H146ZM166 258V257H165ZM185 258V257H184ZM197 258H199V255H198V257ZM235 258V257H234ZM239 258V257H238ZM251 258H252V256H251ZM260 258V257H259ZM263 258V257H262ZM59 259H62V258H60L59 257ZM91 259V258H90ZM89 259V260H90ZM104 259V258H103ZM141 259V258H140ZM139 258H138V260H140ZM186 259V258H185ZM184 259V261H186ZM240 259V258H239ZM244 259V258H243ZM65 259L63 258V261H64ZM67 260H65V263L63 262V261H60L61 262V264H66V261ZM74 260V259H73ZM77 259H75V261H76ZM80 260V259H79ZM143 260H147V259H143ZM156 260H157V258H156ZM163 260V259H162ZM178 260V259H177ZM188 260V259H187ZM198 260V259H197ZM197 260H195V261H197ZM204 260V259H203ZM237 260V259H236ZM244 260H246V259H244ZM249 260H251V259H249ZM55 261V260H54ZM59 261V260H58ZM145 261H143L144 263H145ZM150 261H151V259H150ZM183 261V260H182ZM194 261V262H195ZM200 261V260H199ZM202 261V260H201ZM206 261V260H205ZM235 261V262H234ZM263 261V260H262ZM59 262V263H60ZM63 262V263H62ZM81 262V261H80ZM89 262V261H88ZM92 262H95V261H93L92 260ZM130 262H132V261H130ZM136 262V261H135ZM138 262V261H137ZM143 262H138V263H141V264H143ZM152 262H154V261H152ZM174 262V261H173ZM202 262H204V261H202ZM247 262V261H246ZM256 262V261H255ZM52 263H54L53 262V259H52ZM77 263H78V261H77ZM76 263V264H77ZM82 264H84L83 263V261L81 262ZM86 263V262H85ZM90 263H91V261H90ZM99 262H96V264H98ZM132 263H134V262H132ZM137 263V264H138ZM146 263H147V261H146ZM148 263H150V262H148ZM159 263V262H158ZM165 263V262H164ZM193 263V262H192ZM199 262H197V264H198ZM204 263H206V262H204ZM250 263V262H249ZM51 264V263H50ZM57 264H58V262H57ZM92 264V263H91ZM95 264V263H94ZM100 264V263H99ZM103 264V263H102ZM156 264V263H155ZM159 264H161V262L159 263ZM178 264V263H177ZM184 264V263H183ZM186 264V263H185ZM187 264H190V262L189 263H187ZM195 264V263H194Z\"/></svg>",
	"mask_w": 264,
	"mask_h": 264
}]
</instances>
